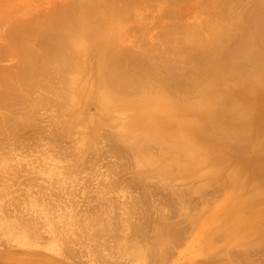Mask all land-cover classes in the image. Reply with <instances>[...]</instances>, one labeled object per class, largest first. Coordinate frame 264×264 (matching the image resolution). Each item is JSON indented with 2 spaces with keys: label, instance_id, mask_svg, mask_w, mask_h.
Returning a JSON list of instances; mask_svg holds the SVG:
<instances>
[{
  "label": "rangeland",
  "instance_id": "obj_1",
  "mask_svg": "<svg viewBox=\"0 0 264 264\" xmlns=\"http://www.w3.org/2000/svg\"><path fill=\"white\" fill-rule=\"evenodd\" d=\"M66 0H0V15L2 16L3 15V12H5L4 13V15L7 17L9 14H10V19L8 18V20L7 19H5L6 17H0L1 19H0V75H3V76H0L1 78L2 77H6L7 75V73H8V78L6 77L5 79H7V80H0L1 82L0 83H2L3 82V84H4V87H6L5 89L4 88H2V89H0V91H9V90H12V88H10L11 86L13 87L14 86V84H16L15 82H17V81H23L24 80V84H26V79H27V81L29 80V75H26V76H28L29 78H26V79H24L25 78V76L24 75H22L21 77H20V74H21V72L19 71V68L17 67L18 66V58H17V48H18V40L20 39V40H22L23 41V39H26V38H28V39H30V41H32L31 43H32V45H33V41L36 39H38L39 41H41L40 39H43L44 38V36L42 37V36H40V34L38 33V32H42L43 30V33L45 32V34L47 35V33H48V29L50 28V26L52 25L51 23L55 20V16H56V12H58L59 10H57L58 9V5L60 6V3L62 4V3H66L67 4V2H68V4L70 3H72V2H74V1H76V0H67L66 2H65ZM70 1H72V2H70ZM145 1H150V2H148V6L146 7L147 9H145L144 7V4L145 5H147L146 4V2ZM143 0V1H141V2H144L143 3V5H142V3L140 4V3H137L138 5H139V7H135V8H132L131 9V11L133 12H130V10H128L126 13H128L127 15H126V13H123L124 15H126L128 18L131 16V19L129 18V20H127L128 18H126L125 16V20H123V14L121 15V17L120 16H118V18H122V20L124 21V23L123 22H121L120 21V19H119V21H120V23L122 24V26H121V24L116 20L115 21V19H116V17H112L111 19H109V17L108 16H106V17H108V18H106L107 20H106V22L108 21L109 22V24H108V22L107 23H105V26H104V30L105 31H107V29H108V31L110 32V39H112V40H110V43L112 42V44H111V46L114 44V41H115V43L117 42V39H119L118 40V42L116 43V44H114V46H112V49L114 48L115 49V47H116V51H117V49H118V51L120 52V50H123L122 52H125V51H128V50H130V51H136L137 53H138V51L139 50H141V48H142V46L143 47H147V50H148V48H155L156 46L153 44V40H154V43L156 42V44H158V45H160V42H161V37L160 36H156V35H159V32H160V30L159 29H161L162 28V30H164L166 27L165 26H163L164 24L165 25H169V26H171L172 24H174V25H172L173 26V28H174V26L175 27H178L179 25V27H181V26H183V24H185V25H187V23L189 22V24L187 25V26H190V24H194V21H193V19L197 22V26L200 28V31L202 30L203 31V33H204V30H203V26H205V23L206 22H208V20L206 19L207 17H210V16H207L208 15V13L212 16L214 13H217L218 11H219V8H221V7H219L221 4V2H222V0H217V2H219L220 1V3H217L218 5H216V3L215 4H213V5H216V6H218L219 8H213L212 10H211V8L213 7V5H212V3H214V2H216V1H214V2H212V0L211 1H209V0H207V2L209 1V2H211V3H209L210 4V7L208 6V5H206V6H208V8L206 7V8H204L205 6H203V5H205L207 2H206V0H185V1H183L182 3H181V0H180V2L178 1L177 2V0H176V2H177V4H175L176 2H173V0H172V2L173 3H171L170 2V0L167 2V3H169V4H166V1L165 0H159V1H161V2H159L158 0H157V2L159 3V5L157 4V2L156 1H152V0ZM151 1H152V3H153V5H151L152 3H151ZM165 3H164V2ZM175 1V0H174ZM188 1H190L189 3H188ZM239 1V0H238ZM245 1H248V2H246V4L242 7V4H241V7L237 4L236 6H239V8L241 9V10H243V8L245 7V6H247V3L248 4H250V3H253V4H250V5H248L247 7H245V8H248L249 9V6H250V8H252L251 6H254V3L257 1V2H262V1H264V0H245ZM60 2V3H59ZM163 2V3H162ZM195 2V3H194ZM203 2V3H202ZM206 2V3H205ZM235 2L236 1H234V2H232L233 3V5H232V3L230 2V4L229 5H232L233 7H236L235 6ZM240 2V1H239ZM242 2L244 3V0H242ZM242 2H240V3H242ZM28 3V4H27ZM52 3H54L55 5H53ZM151 3V4H150ZM162 3V4H161ZM170 3L171 4H175V6L174 5H170ZM185 3V4H184ZM207 3V4H208ZM239 3V4H240ZM57 4V5H56ZM67 4V5H68ZM256 4H258V3H255V5ZM20 5V6H19ZM53 5V6H52ZM63 5V4H62ZM62 5L60 6V8L62 7ZM154 5H155V7H154ZM176 5H178V6H176ZM200 5H201V7H200ZM212 5V6H211ZM55 6H57V7H55ZM63 6H66V5H63ZM152 6V7H151ZM166 6V7H165ZM231 6V7H232ZM16 7H17V9H18V11L16 10ZM48 7V8H47ZM51 7V8H50ZM143 7V8H142ZM148 7H150V9H148ZM215 7V6H214ZM230 6H228V8L230 9V10H232V8H231ZM22 8V9H21ZM55 9V10H57V11H55V10H53V9ZM59 8V9H60ZM164 10H163V9ZM170 8V9H169ZM203 8H204V10H203ZM237 8V7H236ZM255 8V7H254ZM257 8V7H256ZM255 8V9H256ZM55 11V16H53L52 17V15L54 14V12L52 11ZM167 9V12H168V14L167 13H165V10ZM193 9V10H192ZM202 9V10H201ZM210 9V11H208V13L206 12V10H209ZM235 8H233V10H234ZM248 9H246L247 11H249ZM180 10V11H179ZM236 10V9H235ZM237 10H238V8H237ZM241 10H239L238 12H240ZM245 9H244V12L246 11ZM3 11V12H2ZM15 11V12H14ZM50 11H52L53 12V14H51L50 13ZM139 11V12H138ZM146 11V12H145ZM174 13H173V12ZM204 13H203V12ZM213 11H215V12H213ZM252 11V10H251ZM18 12H20V13H18ZM34 12L38 15L39 13H41V14H39L38 16L36 15V14H34ZM44 12V13H43ZM138 12V13H137ZM157 12H159V13H157ZM163 12V13H162ZM172 13L171 15H170V13ZM210 12H212V13H210ZM220 13H221V11H219ZM229 12H231V11H229ZM233 12V11H232ZM232 12H231V14H232ZM243 11H241V13H242ZM250 12V11H249ZM2 13V14H1ZM14 13V14H13ZM15 13H16V15H15ZM26 14L27 13V16H25V17H23V14ZM48 13H50V14H48ZM132 13V14H131ZM144 13V14H143ZM149 13V14H148ZM8 14V15H7ZM11 14H13V15H11ZM22 14V16H20ZM28 14H29V16H28ZM31 14V15H30ZM43 14V15H42ZM45 14V15H44ZM161 14L162 15H165V17L164 16H161ZM174 14V15H173ZM235 14H237L236 13V11H235ZM240 14V13H239ZM246 14V13H245ZM3 15V16H4ZM141 15H145V16H143V18H142V16ZM158 15V16H157ZM160 15V16H159ZM166 15H170L169 17L168 16H166ZM217 15V16H216ZM214 14L209 20H211L212 21V24L214 25V29H215V27H216V21L218 20L217 18H219L218 17V15L219 14ZM233 15V14H232ZM242 15V14H241ZM14 16V17H13ZM19 16V17H18ZM30 16H33V17H30ZM37 16V17H36ZM47 16H48V18H47ZM134 16V17H133ZM155 16H157L156 18H155ZM176 16V17H175ZM206 17L205 19V23H204V21L202 20V21H200V20H198L199 18L200 19H202L203 17ZM216 16V17H215ZM219 16H221V14L219 15ZM40 17V18H39ZM43 17V18H42ZM136 17V18H135ZM146 17V18H145ZM158 17H160V18H158ZM164 17V18H163ZM168 19H167V18ZM175 18V20H174V18ZM214 17H215V19H214ZM11 18H12V20H11ZM29 18H30V20H29ZM38 18V19H37ZM42 18V19H41ZM51 18V19H50ZM114 18V19H113ZM117 18V19H118ZM162 18V19H161ZM212 18H213V20H212ZM5 19V20H4ZM21 20V21H17V20ZM35 19H36V21H35ZM39 19H41V21L43 20L44 21V23H43V21L41 22ZM114 20L113 22H111V20ZM155 20V22H154V20ZM161 19V20H160ZM220 19L222 20V22H223V20L224 19H222V17H220ZM11 20V21H10ZM17 22H16V21ZM28 20V24H27V21ZM37 20H39V22H41L42 23V25L44 24V27L40 24L39 25V23H37L38 21ZM46 20V21H45ZM127 20V21H126ZM153 20V21H152ZM189 20H192V21H189ZM200 21V22H198V21ZM221 20H218V21H220L221 22ZM14 21L16 22L14 25H13V23H14ZM23 21V23H21ZM126 21V22H125ZM131 21V22H130ZM141 21V22H140ZM149 21H151V23L149 22ZM215 21V22H214ZM26 22V23H25ZM31 22V23H30ZM35 24H34V23ZM46 22V23H45ZM47 22H50V26H49V24L47 25ZM117 22L119 23V25L117 24ZM150 24H149V23ZM157 22V23H156ZM187 22V23H186ZM195 22V23H196ZM214 22V23H213ZM220 22H218V23H220ZM19 23V24H18ZM25 23V24H24ZM29 23H30V26L28 27V25H29ZM155 25H154V24ZM171 23V24H170ZM203 23H204V25H203ZM217 23V24H218ZM23 24V25H22ZM34 24V25H33ZM37 24L39 25V26H37ZM107 24V25H106ZM111 24H113V28H115L114 30V32L115 33H113V28H112V25ZM145 24H148V25H145ZM211 24V23H210ZM210 24L208 25V23L206 24V28L204 27V29L206 30L207 29V27L208 28H210V27H212L213 28V25L211 24V26H210ZM18 25H21V26H18ZM25 25H26V27H25ZM33 25V26H32ZM39 28V29H35V28H33V27H36V26ZM116 25V26H115ZM120 26L119 27V30L117 29L118 28V26ZM152 26V29H151V27L149 28L148 26ZM184 25V26H185ZM200 25H201V27H202V29H201V27H200ZM208 25V26H207ZM31 26H32V28H31ZM53 26V25H52ZM110 26V28H107V27H109ZM115 26V27H114ZM139 26V27H138ZM165 27V28H163V27ZM192 26V25H191ZM195 26V25H194ZM196 26V27H197ZM41 27V28H40ZM43 27V28H42ZM46 27V28H45ZM106 27V28H105ZM131 27L133 28H135V30H137V32L134 30V28L133 29H131ZM46 30H45V29ZM54 28V27H53ZM53 28H50V29H53ZM126 28V29H125ZM169 28V27H168ZM172 28V27H171ZM185 28H187V27H185ZM15 29H17V32H16V30ZM25 29H31V33H32V31L33 32H35L36 33V35H35V33L33 34V36H32V34H31V36H29V35H26V30ZM33 29H35V31L33 30ZM40 29H42V31H40ZM129 29L130 30H132V32H131V34H133V35H131V34H129L130 33V31H129ZM144 29V30H143ZM146 29V30H145ZM158 29V30H157ZM184 29V27H182V30ZM8 30V31H7ZM48 30V31H47ZM112 30V31H111ZM121 30L123 31V32H121ZM140 30V31H139ZM174 31H172V32H175L177 29H173ZM14 31V32H13ZM38 31V32H37ZM120 31V32H119ZM139 31V32H138ZM159 31V32H158ZM179 31V30H178ZM181 31V30H180ZM12 34H11V33ZM16 32V33H15ZM47 32V33H46ZM147 32V33H146ZM156 32V33H155ZM158 32V33H157ZM7 33H9V34H7ZM113 33V34H112ZM116 33H118V34H116ZM119 33H121V34H119ZM137 33L139 34V35H137ZM178 33V32H177ZM181 34H183V32H180ZM184 33H185V31H184ZM16 34V35H15ZM19 34V35H18ZM39 34V35H38ZM42 34V33H41ZM129 34V35H128ZM136 34V35H135ZM142 34H143V36L145 37H143L142 36ZM149 34V35H148ZM160 34H161V32H160ZM15 37H13V36ZM25 35V36H24ZM175 35V34H174ZM177 35V34H176ZM17 36V37H16ZM35 36H37L36 38H35ZM119 36H120V38H119ZM135 36V37H134ZM178 37H180L179 36V34L177 35ZM12 37L15 39V42H14V40L12 39ZM21 37V38H20ZM22 37H24V38H22ZM32 37H34V40H33V38ZM42 37V38H41ZM113 37H114V39H113ZM139 39H138V38ZM7 40H6V39ZM10 38V39H9ZM19 38V39H18ZM116 38V39H115ZM132 38V39H131ZM173 38V37H172ZM48 39H50V38H48ZM135 39V40H134ZM141 39V40H140ZM142 39H143V42H141L142 41ZM144 39H145V41L148 39V41H144ZM173 39H176V36H175V38H173ZM231 39V38H230ZM230 39H228V40H230ZM7 41L6 43H8V44H11V45H5V42H3V41ZM11 40H12V42H11ZM17 40V41H16ZM34 41V45L36 44V42H38V40L37 41ZM44 41H45V43H46V40H47V37H46V39H43ZM160 40V42H158ZM227 40V41H228ZM233 40V38L231 39V41ZM43 41V42H44ZM134 41H135V43H134ZM3 42V43H2ZM49 42H51V40H49ZM138 42V43H137ZM139 42L141 43V44H139ZM226 42V41H225ZM225 42H223L224 43V45L226 44L227 46L229 45V44H231L232 42H234V40L230 43V41H229V43H225ZM1 43H2V46H1ZM41 43H42V41H41ZM44 43V44H45ZM135 45H134V44ZM151 43L153 44V46L151 45ZM38 44V43H37ZM36 44V45H37ZM43 44V45H44ZM118 44H119V46H118ZM16 45V46H15ZM35 45V46H36ZM39 45V44H38ZM37 45V47L38 48H40V46H38ZM117 45V46H116ZM136 45H138L137 47H136ZM232 45H233V43H232ZM14 46V47H13ZM34 46V47H35ZM132 46V47H131ZM226 46V47H227ZM9 47V48H8ZM36 47V48H37ZM124 47V48H123ZM229 47H231V45H229ZM6 48V49H5ZM12 48V49H11ZM156 48H159L158 46L156 47ZM3 49H4V51H3ZM8 50H10V51H8ZM158 50H161L160 48L158 49ZM157 50V52H156V49L154 50V49H151V52H152V54L154 53V55H155V52H156V55L158 54L159 55V52L160 51H158ZM142 51V50H141ZM144 51H146V49L145 50H143L142 51V53L141 52H139L140 54H142L143 55V52ZM155 51V52H154ZM149 52H150V50H149ZM151 52L150 53H148V51H147V53L148 54H150L151 55ZM147 53H145L144 52V54L145 55H147ZM162 53V52H161ZM160 53V54H161ZM5 55V57L4 58H6V55L8 56V55H10V57L8 56L6 59H4V60H2L3 58H1L2 56H4ZM15 57V59H14V57L12 56V55ZM149 55V56H150ZM148 56V55H147ZM153 56V55H152ZM160 56V55H159ZM159 56H155L156 58H160ZM12 57H13V59H12ZM145 57V56H144ZM155 57L153 58V57H151L152 59H155ZM177 57V56H176ZM173 58V59H177V58H179V59H184V57H177V58ZM10 58V59H9ZM146 58V57H145ZM145 58H141V59H144V60H146ZM150 58V59H151ZM211 58H213V57H211ZM220 59H221V57H219ZM219 58L217 57V60H219ZM223 58V57H222ZM88 59L89 60H92V58H89L88 57ZM178 59V60H179ZM182 59H181V61H182ZM147 60H149V58L147 59ZM186 60H189L187 57H186ZM186 60H183V62L184 61H186ZM8 61V62H7ZM12 63L11 65H7V64H10V62ZM157 61H158V59H157ZM159 61H160V59H159ZM158 61V62H159ZM151 62V61H150ZM155 62L156 61H154L153 60V62H152V65H154L155 64ZM178 62V61H177ZM183 62L181 63L183 66H188V62L185 64V62H184V64H183ZM189 62H190V60H189ZM195 62V61H194ZM154 63V64H153ZM157 63V62H156ZM191 63L193 64V62L191 61ZM191 63H190V66H192L191 65ZM15 64H17V65H15ZM179 64V63H178ZM196 64V63H195ZM55 63L54 64H51V66L54 68L55 66ZM157 66L156 67H159L158 68V72L156 71V74L157 73H159V75H161L160 77H162V76H165L166 77V74H165V72H163V70L161 69V65H160V62L158 63V64H156ZM159 65V66H158ZM181 65V66H182ZM194 65V64H193ZM11 66H12V68H11ZM50 66V65H49ZM161 66V67H160ZM182 66V67H183ZM186 66V67H187ZM195 66V65H194ZM185 67V68H186ZM201 67H203L202 66V64H201ZM18 70H17V69ZM15 69L17 70L16 72H15ZM47 69V68H46ZM49 70H50V68H48ZM47 69V70H48ZM52 69V68H51ZM157 69V68H156ZM162 70V72L165 74V75H163L162 74V72H160L161 70ZM188 69H190V67H188V68H186V70L187 71H185V69H183L185 72H188L189 70ZM14 70V71H13ZM46 70V71H47ZM54 70V69H53ZM53 70H51V72L53 71ZM160 70V71H159ZM182 70V69H181ZM181 71V72H184V71ZM5 71H7V72H5ZM10 72H11V76L9 75L10 74ZM13 72H15L16 74H12ZM184 72V73H185ZM4 73V74H3ZM20 73V74H19ZM48 73V74H47ZM47 73L45 72V74H47L48 76H49V74H52V73H50V72H48L47 71ZM161 73V74H160ZM43 75V77L45 76L46 77V75ZM6 75V76H5ZM14 75H18L17 77H19L20 78V80H16L15 78H16V76H14ZM35 75V74H34ZM39 75V74H38ZM41 75V74H40ZM39 75V76H40ZM53 75V74H52ZM52 75H50L49 76V78H50V80H53L54 81V83H55V81L58 83V85H60L59 84V82H58V80H60V75H56L57 77H55L54 75H53V77H52ZM159 75H157L158 77H159ZM59 76V77H58ZM233 76H234V74H233ZM233 76H230L229 78H231V79H233ZM10 77V78H9ZM13 77H15V78H13ZM34 77V76H33ZM37 78H38V76H36ZM35 77V78H36ZM43 77H41L40 76V78H42V80H44V83H45V85H43L44 87H46V84H50L51 85V82H53V81H50V80H48L47 81V78L45 79H43ZM0 78V79H1ZM18 78V79H19ZM36 78V79H37ZM54 78H58V79H54ZM164 78V77H163ZM3 79V78H2ZM13 79H15V80H13ZM31 79H32V75H31V78H30V80L28 81L29 83L31 82ZM36 79H32V81L34 80V81H36ZM162 79V78H161ZM38 80V79H37ZM42 80H38L39 81V85L40 86H42V84H44V83H40V82H42ZM227 80V79H226ZM229 80V79H228ZM227 80V81H228ZM6 81L7 82H9V83H6ZM37 81V82H38ZM46 81V82H45ZM232 80H230L229 82H231ZM28 82H27V84H28ZM37 82H36V84H37ZM21 83H23V82H17V84H18V87H19V85L21 84ZM32 83V82H31ZM30 83V84H31ZM57 83L55 84L56 86H55V88L56 87H58V85H57ZM7 84H9V85H6ZM24 84H21V85H24ZM29 84V86H31V87H33L34 89H35V92H31L32 93V95H31V93L29 94V93H27V92H25V91H27L26 89L27 88H24L25 90L23 91V88L22 87H19V88H22V91L17 87V85H15V87H13V88H16V89H14L13 91H10L11 93H10V95L12 94L13 95V93L12 92H14V91H16V90H18L19 92L21 91L23 94H24V96L25 97H29L27 100H26V98H24V96H21V95H17V96H12L11 95V97H10V95L8 94V99H6L5 100V105L2 103H0L1 105H0V107H3V105L4 106H6L8 103L7 102H10L11 100L13 101V103H15V102H17V100H18V102H19V100H21V98L23 97V100H24V103H22L23 102V100H21L22 102H21V104L20 103H15V104H17V105H13V107L14 108H12V107H10L11 108V110L8 108V110L6 109V111H5V108H0L3 112H6L5 114H3V112H1V110H0V116L1 115H4V116H1L2 118H0V119H4L2 122V124L0 125V129H5V130H0V190H2V189H5V188H8L9 187V189H13L14 188V190L16 191V189H17V192L19 191L18 190V188H23L22 190H24L25 191V189L27 188V190L31 187V185H37V183L38 182H40V180H38V177L40 176V175H42L41 176V178L40 179H42L43 180V178L45 179L44 181L45 182H47V183H45V182H43L42 183V180H41V184H40V190H41V188H42V185H43V188H42V190L41 191H43L45 194H49V195H52V196H50V197H52L53 198V200H52V203H54V204H56L55 205V208L56 207H58V210H59V208H63V209H60L59 210V212H57L56 210H54V211H56V212H54V213H56V215H53V216H51V217H53V219H58L59 218V215H58V218H57V214L58 213H60L61 212V210H65V211H67V210H69L68 212L70 213L71 211L73 212V213H75L74 212V210L75 211H78V213L77 214H75V216H74V214H72V216H73V218H78L77 220H79V221H77V222H75V224L77 223H79L78 225H77V227H79V225L81 224V222L80 221H82L83 219L84 220H86V222H84V220L82 221V222H84V223H82V227H84V229H82V227L81 228H77V227H74L73 229H75V230H77V229H79V231H82V232H78L77 231V233H76V231H73V236L72 235H70L71 237L69 238V236H67L66 234H64V232H61L60 231V233L63 235L64 234V236L65 237H67V239L66 238H64V237H62V238H64L65 239V241L62 239V241H64V242H66V241H68L67 243H65L66 245H64L63 244V242H60V243H62L64 246H67V250L65 249L64 251H63V249L65 248V247H63V245L61 244V249H62V251L63 252H65L66 254H64V253H62V251H61V249L59 250V254H63V258L58 254V256H60L61 258H59V257H57L56 255L57 254H52L51 253V255H50V253L47 251V248H49L52 244H53V246L55 247V245H54V238L56 239V237H58V236H55V237H52L51 238V236H50V234L52 235V233H50V234H48L49 232L46 230V234H48L49 236L47 237V235L45 234V232H44V237L42 236V234H43V231H45L44 229H46V228H44L45 226L47 227V228H49V226L47 225V224H49V223H47V222H49V220H53L50 216L48 217V220L47 219H45L46 220V224H45V220H44V218H45V215H44V217H42V219L44 220V223H43V221L40 219L39 221V223H43L44 224V226L42 225V223L41 224H39L38 226H41V227H43V228H41V227H39L38 228V230L37 231H39V229L41 228V229H43V231H39V233L37 234V236H38V238H37V236L35 235H32L36 230H34L33 232L31 231V230H33L32 229V227H33V225L36 227V225L38 224V222H36V219L37 218H35V221H34V223L33 222H31L32 223V225H29V226H31V230H29V228L30 227H28V230L29 231H31V233L27 230V227L25 228V227H23V228H25L26 230V232H28L27 233V235L29 234L31 237H32V240L34 241V239L35 238H37V239H35V242L37 241L38 242V239H41L42 241H40L39 240V242L38 243H43V241H44V245L46 246V247H44L43 245H41V249L40 248H38V246L41 244H38V245H36L32 240H29L28 238H30L29 237V235L27 236V242L29 241L30 243H31V241L33 242V244H35V246H34V248L35 247H37V248H35V249H33L32 248V245H29V246H24V245H22L23 247H18V246H16V243H14V238H13V240L11 239H6V236H4V234L2 235V230L0 229V264H24V263H27V262H25V260H27V258H25L26 256L28 257H30V258H33L35 255H41L42 256V254L43 255H45V257H50V256H52V257H50V258H53V259H55V257L56 258H59V259H61V261L62 260H65V262H66V257H64V256H66L67 255V257H68V261L69 262H67L66 264H134V261H135V264H264V174H261V172H263L264 173V168H262L259 172L257 171L256 172V174H254L250 169V164H252V165H256L255 164V162L257 161V157H256V155H257V152H259V154L260 153H264V131L261 133V131H262V128H258V126H260L257 122H255V121H253V122H250V126L251 127H249V116L250 115H248L247 113L248 112H246V114H247V116L248 117H246V114H244L245 112H242L244 115H245V118H240V114H241V110H242V108L241 107H238L239 105H234V106H231V108H230V106H228V104L230 103V102H228L226 105V107L228 108V110H229V108H230V112L232 113H234V112H236V110L237 111H239V109H241L240 110V113H238L237 112V114H239L238 116H239V118L237 117L236 119H235V117H236V115L237 114H233L231 117H229V119H230V121L229 120H227L226 121V123L224 124H222V122H221V126L222 125H225V127H227V125H228V128L230 127V129L232 128V129H236V127H238L237 125H239V124H242L239 128L241 129V130H243L244 128L245 129H247L248 128V130H250L249 128H251V136H250V134L248 133V131L247 130H245V131H247V132H245L244 130H243V134H242V131L240 130V131H238V133H240L241 132V134L243 135V136H240V135H238L237 133L235 134V131L237 132V130H234V131H232V132H234L232 135H231V137L232 136H234L233 138L235 139L236 137V139L237 140H232V139H230V141L232 142H230L228 139L230 138L228 135L227 136H225V137H229L228 139H225V137H224V139L223 138H221V140L222 141H224L223 143H222V141L220 140L218 143L219 144H217L216 143V145H218L217 146V148L218 149H222V150H226L225 152H223V155H219V157L221 158L222 156H223V158H221L222 159V161L224 160V162L222 163L220 160V162L218 161H216V160H212V159H210L209 157H208V152H207V145L205 146V145H201V146H194V147H196L195 148V151H191V149L189 148L188 150L190 151H184L185 150V148H184V150H182V149H180L181 147H179V149L181 150L180 152H183V156H185V157H187V158H185V157H183L182 158V156L180 155V154H178L177 153V151L178 150H176V156H175V153L172 155V153H173V150H174V148H175V146H174V148L172 149V150H170V152H171V154H169L168 156H167V154L166 153H163L162 151H164V150H168V149H166V148H168V146L166 145V140H164L163 142H165V143H163V144H165V148H163L162 149V151H161V154H163V157L165 156V158L166 157H170V155L171 156H174V157H177L178 155L179 156H181L180 158H177V161H175V162H178V159H181L180 160V162L182 161V163L184 162L183 160L185 159V161L187 160L188 162H187V164L189 163V165H187L186 166V164L185 165H183L182 166V163L181 164H179V166L181 165L182 167H178V165H177V163L174 165V166H176L175 167V169H174V166L171 164L170 165V169L169 168H166V167H168V166H166V167H164V165H163V167H164V169H163V167H162V164H161V162H160V166H161V170L157 167H153V165H155V166H158L159 165V161H168L169 159H173L172 157L171 158H169L168 160H167V158L165 159V158H161L159 161H156L157 159L156 158H160L162 155L160 154V156H159V153H158V151H160V149H161V146L159 145L158 146V143L156 142L158 139H159V137L158 136H160V134L159 135H156V139L154 138L153 140H156V141H154V142H156V144H154V145H152L153 143H151L150 142V144L152 145V146H150V144L149 143H146L147 141H150V140H148V138H146L147 139V141L146 140H144V142L145 143H143V142H140L141 143V145L142 144H145L143 147L142 146H140V147H136V144H138L137 143V141H138V139H140V137L141 136H139V138L137 139V135L135 134V136H137L136 138H135V140H137L136 142H133V144L131 143V147H130V144L129 143H127V139L126 140H124V142H123V140L122 139H125V138H122V134H120V135H117V134H119L120 132H118L117 130V124L116 123H114V122H112V120L110 119L109 121L110 122H112L113 124L111 125V124H109V121H106L107 120V118H101L102 120H104L106 123H108L109 124V126L112 128V126L115 124V126L117 127H115V126H113V132L118 136V140L116 139L117 138V136H113L112 134H111V132H110V129H109V126H108V124H105L104 123V121H102L101 119H96V120H94V123L92 122V124L91 123H88V125L86 124L85 126H87L88 128H90L89 130L87 129V127H84V124H81L80 122H77V124L79 123L81 126H83L84 128H81V127H79L80 125H78V128H75V126L77 125L76 124V121L74 120V122H72L71 124H69L68 123V121L66 122V121H64V122H61L60 123V119H58L57 117H58V115L57 114H52L53 113V111L55 112V110L53 109V108H55L54 106L52 107L51 106V108H50V106L49 105H47L48 103H47V101L49 100V99H47L48 97H47V93H45V92H43L42 91V94L44 95V94H46L45 95V101H44V98L42 99V94L40 93L41 92V90H45L43 87V89L41 88V90L39 91H37L36 90V84L35 85H30ZM53 84V83H52ZM20 85V86H21ZM38 85V86H39ZM49 85V86H50ZM2 86V84L0 85V87ZM8 86H9V88L10 89H7L8 88ZM25 86V85H24ZM53 86V85H52ZM25 87H27V85L25 86ZM30 87V88H31ZM51 87V86H50ZM49 87V88H50ZM30 88H28L29 90H30ZM40 88V87H39ZM54 87H53V89H55ZM4 89V90H3ZM34 89H33V91H34ZM38 89V88H37ZM57 89H59V87L57 88ZM46 90H49L48 89V87H47V89ZM15 92L16 94L18 93L19 94V92ZM31 91H32V89H31ZM56 91H58V90H56ZM36 92H39V93H36ZM47 92V91H46ZM50 92V93H49ZM48 93L51 95V97H53V101L54 100H56V99H54V96L52 95V93L54 92L53 90L51 91V89H50V91H49ZM62 92V91H61ZM6 93H8V92H6ZM14 93V94H15ZM25 93H27L26 95H25ZM36 93V94H35ZM64 93V92H63ZM62 93V94H63ZM22 94V95H23ZM54 94V93H53ZM37 97H36V96ZM57 95V94H56ZM19 96H20V98H19ZM41 96V98H39ZM30 97H31V100H30ZM36 99H35V98ZM47 97V98H46ZM50 97V96H49ZM12 98H14V99H12ZM15 98H16V101H15ZM55 98H56V96H55ZM192 98V97H191ZM34 99H35V101L37 102L36 103V106L37 107H35L36 109H35V113L36 114H33V116L35 115V118H36V120H37V124L35 123L36 122V120H35V118L33 119V125H31L32 124V120H28V119H26L25 121H27V122H25L24 120H21V121H23V122H21L20 121V119H25V118H23V117H25V114H23L22 113V111H24V109H25V111L26 110H30V109H27V108H29L30 106H28V104H26V103H31V102H33L34 101ZM46 99H47V101H46ZM10 100V101H9ZM29 100V101H28ZM40 100H43V101H40ZM34 101V102H35ZM92 101V100H91ZM49 102V101H48ZM50 102H52V101H50ZM49 102V103H50ZM55 102V101H54ZM54 102H52L53 104H54ZM87 102V101H86ZM10 103H12V102H10ZM12 103V104H13ZM40 103H43V104H40ZM47 103V104H46ZM12 104H9L8 106H10V105H12ZM40 104V105H39ZM233 104V103H232ZM19 105H21V106H19ZM22 105H26V106H28V107H22ZM30 105V104H29ZM42 105V106H41ZM46 105H47V107L50 109H48L47 110V108H46ZM50 105H52L51 103H50ZM87 105V106H86ZM86 105L84 106L85 108H83V110H85V111H83V112H85L86 113V110L88 111L86 114H91V115H86V116H94V113L96 114L97 112H98V109H95L94 108V105L92 104V103H89V105H88V103H86ZM21 107L20 109H22V111L20 112L19 110V107ZM42 108H41V107ZM56 106V108H57V105H55ZM90 106V107H89ZM236 106V107H235ZM46 109H45V108ZM232 107H235V109L236 110H233L234 108H232ZM238 107V108H237ZM55 108V109H56ZM14 109V110H13ZM15 109L17 110V111H15ZM40 109V110H39ZM43 109H45V110H43ZM94 109L96 110V112L94 111ZM12 111V112H10V111ZM53 110V111H52ZM89 110L91 111V112H93V113H89ZM24 111V113H27L28 111H26L25 112ZM43 111V112H42ZM45 111V112H44ZM242 111H244V110H242ZM15 112H17V114L15 113ZM37 112H39L38 114L40 115V117L42 116V118L44 119H42V118H40V117H38V114H37ZM49 113V114H46V113ZM50 112H51V114H50ZM2 113V114H1ZM11 113V114H10ZM20 113V114H19ZM41 113H42V115H41ZM45 115H44V114ZM56 113H57V109H56ZM84 113V114H85ZM250 113V112H249ZM9 114V115H8ZM11 115H12V118H11ZM24 115V116H23ZM37 115V116H36ZM53 115H54V117H53ZM99 115V113H97V115H95V117H97ZM244 115H242V117H244ZM13 116H15V117H13ZM23 116V117H22ZM55 118V120H56V118H57V121L59 120V122H57V121H55L54 119H52V123H51V118ZM57 116V117H56ZM233 116H235V117H233ZM5 117V118H4ZM17 117V118H16ZM49 117V118H48ZM11 118V119H10ZM14 118V119H13ZM16 118V119H15ZM46 118V119H45ZM231 118L236 122L235 124H237L238 122L237 121H239L240 123L239 124H237L236 125V127H234L235 126V124H234V121H232L231 120ZM5 119H7V121L9 122V124H8V122L5 120ZM13 119V122H14V124L11 122V120ZM48 119V120H47ZM62 119V118H61ZM109 119V118H108ZM238 119V120H237ZM244 119H248L247 120V122H245L246 124V126L244 125V123H242V121L244 120ZM48 122H47V121ZM242 120V121H241ZM246 120H244V121H246ZM19 122L18 123V125H21V126H18L17 125V123L16 122ZM31 121V122H30ZM39 121V122H38ZM63 121V120H62ZM98 121H100V122H98ZM21 122V123H20ZM58 123V125H57V129H55L54 127H52V126H55L56 125V123ZM223 122H225V121H223ZM0 123H1V121H0ZM26 123V124H25ZM45 123V124H44ZM48 123H51V124H49L48 126V128H50V129H48L46 126H47V124ZM60 123V124H59ZM63 123L64 124H66V123H68V125H63ZM102 123V125H100ZM229 123H231L232 125H229ZM13 126H15V127H13ZM42 125V126H40V125ZM76 124V125H75ZM253 124V125H252ZM8 125V126H7ZM11 125V127H9ZM24 125V126H23ZM38 125V126H37ZM50 125H51V127H50ZM92 125V126H91ZM94 125V126H93ZM234 125V126H233ZM5 126V127H4ZM23 126V127H22ZM37 126V127H36ZM58 126H59V130H58ZM65 128H64V127ZM108 126V127H107ZM158 126V125H157ZM232 126V127H231ZM18 127H19V129H21V130H19L18 129ZM21 127V128H20ZM26 127V128H25ZM47 129H46V128ZM56 127V126H55ZM69 127V128H68ZM73 127H74V129H73ZM91 127H93V128H91ZM97 127V128H96ZM104 127V128H103ZM224 126L222 127L223 129H225L226 130V128H225ZM9 128V129H8ZM24 130H23V129ZM41 128V129H40ZM42 128H44L43 129V131H42ZM64 128V129H63ZM105 128H107V129H105ZM257 128V129H256ZM11 129V130H10ZM17 131H16V130ZM71 129V130H70ZM73 129V130H72ZM79 129H81L82 131H81V133L78 131ZM83 129L85 130V129H87V132L86 131H83ZM98 129H100L99 131H98ZM104 129H105V131H104ZM117 129V130H116ZM238 129V128H237ZM23 130V131H22ZM30 130V131H29ZM37 130H38V132H37ZM48 130V131H47ZM49 130H50V132H49ZM51 130H54V132H56V133H53V131H51ZM62 130H64V131H62ZM93 130V132H91ZM98 132H97V131ZM103 130V131H102ZM114 130H116V131H114ZM222 130V129H221ZM224 130V131H225ZM1 131H3V132H1ZM12 131H14L15 132V134H14V132H13V134H12ZM36 131V132H35ZM45 131H47V132H45ZM72 131H76V132H72ZM88 131H89V133H88ZM157 131H158V129H157ZM6 134H5V133ZM9 132V133H8ZM20 132V133H19ZM23 134H22V133ZM33 132H34V134H33ZM42 132H44V133H42ZM69 132V133H68ZM84 132H86L85 133V137L83 138V133ZM117 132V133H116ZM223 132V131H222ZM225 132H227V134L229 133V132H231L230 130L228 131V130H226ZM225 132H223L224 134H225ZM231 132V133H232ZM250 132V131H249ZM4 133V134H3ZM10 133H11V135H10ZM17 133V134H16ZM18 133H19V135H18ZM29 133V134H28ZM42 133V134H41ZM46 133V134H45ZM60 133V134H59ZM63 133H64V135H63ZM73 133V134H72ZM77 133V134H76ZM82 135V136H80V134ZM99 133V134H98ZM106 133V134H105ZM113 133V134H114ZM249 136V141H248V139L246 140V138H247V136H244V135H246V134ZM252 133H253V135H252ZM50 134V135H49ZM51 134H53V135H51ZM63 135V137H62V135ZM108 134V135H107ZM110 134V135H109ZM151 134L152 133H150V136H151ZM7 135V136H6ZM18 137H16V136ZM22 136L23 138H21V137H19V136ZM25 135H27L28 137H25ZM35 135V136H34ZM38 135H40V136H38ZM44 136V138L42 137V136ZM46 135V136H45ZM67 135V136H66ZM73 135V136H72ZM90 135H91V138H90ZM97 135V136H96ZM100 135V136H99ZM105 135V136H104ZM132 135V137H133V135L134 134H131ZM131 135L129 136V135H125V136H123V137H128V140L130 139V140H133L132 139V137H131ZM236 135V136H235ZM238 135V136H237ZM16 137V139H15V137ZM32 138H31V137ZM36 138V140L34 141V137ZM37 136V137H36ZM65 136V137H64ZM79 136V137H78ZM102 136V137H101ZM112 136H113V138H112ZM119 136H121V138L122 139H120L119 138ZM147 136V135H146ZM146 136H142V139H143V137H144V139H145V137ZM149 136V135H148ZM152 136H155L154 135V133L152 134ZM163 136L165 137L166 135H164L163 134ZM169 136V135H168ZM28 138V139H25V138ZM39 137V138H38ZM55 137V138H54ZM58 137V138H57ZM70 137H71V140H70ZM76 137V138H75ZM88 137V138H87ZM102 138V140H101V138ZM130 137V138H129ZM158 137V138H157ZM170 137L171 138H174V137H172L171 135H170ZM239 137V138H238ZM241 137H242V139H241ZM69 138V139H68ZM79 138V139H78ZM106 138V139H105ZM153 137H151V139H152ZM165 138H167V137H165ZM165 138H163V139H165ZM15 139V140H14ZM18 139H19V141L20 142H18ZM29 140V139H31V141L29 140V141H26L27 142V144H26V142H25V140ZM33 139V140H32ZM43 139V140H42ZM58 139V140H57ZM60 139V140H59ZM77 141H76V140ZM81 139V140H80ZM97 139V140H96ZM99 139V140H98ZM142 139H140L141 141H143ZM161 139V138H160ZM159 139V140H160ZM9 140V141H8ZM38 140V141H37ZM53 140V141H52ZM54 140H55V142H54ZM68 140V141H67ZM121 140H122V142H121ZM129 140V142H132V141H130ZM153 140H151V141H153ZM170 140V142L172 141V139H169L168 138V141ZM174 140V139H173ZM225 140H228L230 143H228L227 141V143L225 142ZM240 140V141H239ZM244 140H246V141H244ZM262 141V144H260L261 142L260 141ZM44 141H47V142H44ZM74 141V142H73ZM84 141V142H83ZM102 141H104L105 142V144L102 142ZM109 141V142H108ZM126 141V142H125ZM175 141V140H174ZM183 141H184V143H186L187 141H185L184 139H183ZM237 141V142H236ZM239 141V142H238ZM241 141H243L244 143H245V145H244V143L242 142V144H240L241 143ZM258 141V142H257ZM10 142V143H9ZM25 142V143H24ZM31 143V144H29V143ZM71 142V143H70ZM78 142V144L80 143V145H77V146H75L76 145V143ZM83 142V143H82ZM97 142V143H96ZM114 142V143H113ZM116 142V143H115ZM118 142V143H117ZM161 140H160V144H161ZM169 142V143H170ZM176 142V141H175ZM175 142H173V144L175 143ZM182 142V141H181ZM237 144H236V143ZM15 143H16V146H14L15 145ZM19 145H18V144ZM20 143H21V145H20ZM34 143V144H33ZM46 143H48V145L46 144ZM65 143V144H64ZM140 143H139V145H140ZM184 143H183V146L182 147H185L184 146ZM187 143H191L190 141L189 142H187ZM187 143H186V145H187ZM225 143V144H224ZM234 143V144H233ZM239 143V144H238ZM247 143V144H246ZM31 146L32 144V146L34 147V149H33V147L31 146H29V145ZM42 144V145H41ZM45 144V145H44ZM50 144V145H49ZM135 144V146H133ZM163 144H162V146H163ZM177 144H179L180 145V142L179 143H177ZM223 144V145H222ZM227 144V145H226ZM232 144H233V146H232ZM257 144V145H256ZM9 145H12V146H9ZM18 145V146H17ZM27 145V146H26ZM35 145V146H34ZM74 145V146H73ZM98 145H99V147H98ZM112 145V146H111ZM114 145V146H113ZM129 145V146H128ZM178 145V146H179ZM231 145V146H230ZM235 145H237V146H235ZM247 145V146H246ZM263 145V146H262ZM5 146V147H4ZM7 146V147H6ZM9 146V147H8ZM46 146V147H45ZM71 146V147H70ZM116 146V147H115ZM127 147L126 149H125V147ZM171 146V145H170ZM170 146H169V148H170ZM220 146V147H219ZM259 146V148H257ZM4 147V148H3ZM11 147H12V149L14 150V151H12L11 150ZM17 147V148H16ZM26 147V148H25ZM48 147V148H47ZM60 147V148H59ZM66 147H68V148H66ZM73 147H75L74 149H72ZM78 147V148H77ZM79 147H81V148H79ZM106 147V148H105ZM109 147V148H108ZM132 147H134V148H132ZM145 147V148H144ZM146 147H148V148H146ZM209 147V146H208ZM222 147H224V149L222 148ZM225 147L228 149H225ZM231 147V148H230ZM238 147H239V149H238ZM243 147V148H242ZM6 148H10L9 150L7 149V151H6ZM38 148V149H37ZM43 148H44V150H43ZM64 148V149H63ZM92 148H93V150H92ZM122 148V149H121ZM129 148H132V150H133V152H131L132 150H129ZM141 148L143 149V150H141ZM176 148H178L177 146H176ZM242 148V149H241ZM5 149V150H4ZM56 149H58V150H56ZM69 149H71V150H69ZM77 149H79L78 151V153H76L77 152ZM98 149V150H97ZM136 149V150H135ZM144 149L146 150V149H148V150H151V151H149L150 153H152V152H154L152 155H153V157L155 156V158H154V161H152V159H153V157H152V155H150V153H148L149 154V156H151L152 157V159H151V157H149V156H147V157H149V162H148V167L145 165H143V162H144V164H145V162L147 163V161L145 160V158H139V156L142 154V152L141 153H139V150H141V151H143V154H144V156L145 155H148V154H145V152H144ZM196 149H197V151H196ZM15 150H16V152H15ZM25 150V151H24ZM36 150V151H35ZM43 152H42V151ZM61 152H60V151ZM74 150L76 151V152H74ZM124 150V151H123ZM147 150V151H148ZM204 150V151H203ZM262 150H263V152H262ZM2 151V152H1ZM10 153H9V152ZM19 151V152H18ZM30 152V153H28V152ZM34 151V152H33ZM70 151V152H69ZM88 151V152H87ZM92 151V152H91ZM109 151V152H108ZM118 153H117V152ZM228 151V152H227ZM261 151V152H260ZM13 152V153H12ZM14 152H15V154H14ZM39 152V154H44V156H45V159L48 161V159H49V161L47 162V161H44L45 159H44V156H43V154L42 155H38L37 153ZM102 152V153H101ZM110 152H111V154H110ZM137 152V153H136ZM165 152V151H164ZM185 152V153H184ZM187 152H189V153H187ZM2 153H3V155H2ZM9 153V155H7V154ZM11 153H12V155H11ZM32 153V154H31ZM59 153V154H58ZM64 153V154H63ZM76 153V154H75ZM89 153H91V154H89ZM113 153V154H112ZM192 153V154H191ZM6 154V155H5ZM46 154V155H45ZM48 154V155H47ZM122 154V155H121ZM155 154V155H154ZM200 154V155H199ZM203 154V155H202ZM205 154V155H204ZM35 155H38V156H35ZM64 155H65V157H64ZM76 155V156H75ZM98 155H99V157H98ZM104 155H106L108 158H106V156L104 157ZM139 155V156H138ZM192 155H195V156H192ZM225 155H227L226 157H225ZM11 156H13V157H11ZM26 156V157H25ZM41 156H42V158H41ZM47 156V157H46ZM71 156V157H70ZM73 156V157H72ZM110 156V157H109ZM138 156V157H137ZM142 156V155H141ZM140 156V157H141ZM144 156H142V157H144ZM157 156V157H156ZM178 156V157H179ZM200 156H201V158H200ZM10 157V158H9ZM15 157V158H14ZM34 157H36L35 159L37 160L36 161V163H35V161H33L32 162V160H34ZM37 157H39V159L37 158ZM51 159H50V158ZM65 158V159H63V158ZM67 157V158H66ZM69 157V158H68ZM78 157V158H77ZM84 157H86V159L84 158ZM100 157L102 158V159H100ZM111 157H112V159H111ZM115 157V158H114ZM195 158V159H193V158ZM205 159H204V158ZM8 158L11 160H8ZM12 158V159H11ZM22 158V159H21ZM33 158V159H32ZM41 158V159H40ZM105 158V159H104ZM121 158H122V160H121ZM126 158V159H125ZM190 158V159H189ZM199 158V159H198ZM2 159V160H1ZM13 159H15V160H13ZM32 159V160H31ZM64 161H63V160ZM73 159V160H72ZM75 159V160H74ZM83 159V161H81ZM100 159V160H99ZM144 159V160H143ZM151 159V160H150ZM175 159V158H174ZM173 159V160H174ZM183 159V160H182ZM201 159V160H200ZM9 162H8V161ZM18 160L20 161V162H18ZM29 161L28 163L27 162H25V161ZM70 160H72V161H70ZM85 160V161H84ZM96 160V161H95ZM126 160V161H125ZM131 160V161H130ZM142 160V161H141ZM196 160V164L195 165H197V166H195L194 165V162L193 161H195ZM198 160V161H197ZM200 160V161H199ZM4 161V162H3ZM9 163H7V162ZM16 161V163H14V162ZM56 161H57V164H56ZM62 161H63V164H62ZM66 161H67V163H66ZM109 161V162H108ZM111 161H113L112 163H111ZM118 161V162H117ZM129 161V162H128ZM150 161L153 163V162H155V164L153 163H150ZM166 161H165V163H166ZM24 162V163H23ZM31 162H32V164H31ZM43 162V163H42ZM44 162H46V163H49V164H51V163H53V165L51 164L50 165V167H49V164H47L46 165V163H44ZM51 162V163H50ZM71 162H73V163H71ZM75 162V163H74ZM85 162V163H84ZM169 162V161H168ZM171 162H172V160H171ZM174 162V161H173ZM172 162V163H173ZM4 163V164H3ZM7 163V164H6ZM17 163H19V165H18V168L21 166V169L19 170L17 167H15V166H17L16 164ZM22 163V164H21ZM31 164V168H30V164ZM92 163V164H91ZM102 163V164H101ZM117 165H116V164ZM150 163V164H149ZM164 163V162H163ZM164 163V164H165ZM179 163V162H178ZM186 163V162H185ZM222 163V164H221ZM9 165L10 167H2L3 165ZM13 164H15V165H13ZM24 164H25V166H24ZM27 164H29V165H27ZM36 164V165H35ZM38 164H40V166L38 167ZM42 164H44V165H42ZM58 164H60V166H58ZM86 164H87V166H86ZM97 164V165H96ZM132 164V165H131ZM139 164V165H138ZM158 164V165H157ZM217 164V165H216ZM11 165L12 166H14V168L13 167H11ZM56 165V166H55ZM62 165L63 166H65V168L67 169H64V168H62ZM88 165H90V166H88ZM94 165V166H93ZM109 165V166H108ZM126 165V166H125ZM131 165V166H130ZM167 165H169L168 163H167ZM191 165H193V166H191ZM33 166H35L36 167V170H35V167H33ZM44 166V167H43ZM47 166V168L46 169H49V172L48 171H46V170H44L45 169V167ZM54 166V167H53ZM67 166V167H66ZM74 166V167H73ZM80 166V167H79ZM103 166V167H102ZM121 166V167H120ZM129 166V167H128ZM184 166H186V167H184ZM191 166V167H190ZM29 167V168H28ZM34 169H33V168ZM43 167V168H42ZM69 167V168H68ZM87 167H88V169H87ZM106 167V168H105ZM184 167V168H183ZM189 167V168H188ZM256 167V166H255ZM12 168V169H11ZM26 170H24V169ZM27 168L28 169H30V172H32V170H35V171H33L32 173H30L29 172V170H27ZM41 168H42V170H41ZM64 170V171H62V169ZM78 168V169H77ZM80 168V169H79ZM98 168V169H97ZM103 168V169H102ZM117 168V169H116ZM146 168H148V169H146ZM154 168V169H153ZM166 168V169H165ZM173 169V171H172V169ZM178 168V169H177ZM179 168H181V171L179 170ZM13 169H17V171L18 172H20L21 174L19 175V173L16 171V170H14L13 171ZM38 169H40V171H38ZM52 169V170H51ZM69 169V170H68ZM73 169V171H71ZM115 169V170H114ZM140 169V170H139ZM146 169V170H145ZM152 169H153V171H152ZM7 170H9L8 172H10V170H11V173L10 174H13L14 176L12 177V175L11 176H9L10 174H8V172H7ZM23 170V171H22ZM51 170V171H50ZM75 170H77V171H75ZM84 170H85V173L84 174H82V176H81V173H83L84 172ZM93 170V171H92ZM112 170V171H111ZM157 170V171H156ZM162 170H166V171H162ZM176 170V171H175ZM177 170H179V171H177ZM257 170V169H256ZM29 173H28V172ZM36 171H38V172H36ZM56 173H55V172ZM61 171H62V173H61ZM65 171H66V174H67V177H66V174H65ZM78 171H80V172H78ZM88 171V172H87ZM5 172V173H4ZM34 172L35 173H38L39 174V176H37L36 174H34ZM55 173L54 175H56V176H54L53 175V173ZM75 174H74V173ZM77 172V173H76ZM93 172V173H92ZM114 172H115V174H114ZM176 172V173H175ZM3 173H4V175H3ZM16 173H18V175L19 176H22V177H18V175L16 174ZM25 173V174H24ZM26 173H28V175L27 176H29L30 177V175L31 174H34L32 177L33 178H35V179H33V178H28L27 176V178L25 177V175H26ZM43 173H45V174H43ZM51 174V175H49V174ZM62 174L63 176V178L62 179H64L65 181L67 180V182L66 183H64L65 181H63V183H64V185H62L63 183H61L62 181H61V178L60 179H56V178H58V177H60L59 175L60 174ZM65 175H64V174ZM96 173V174H95ZM101 173H102V175H101ZM105 173V174H104ZM107 173V174H106ZM48 174V175H47ZM58 174V175H57ZM74 174V175H73ZM85 174H87L86 176H84ZM151 174V175H150ZM153 174V175H152ZM157 174H160V175H162L163 177H165V178H167V177H170V178H168V180H167V182H166V180L164 179H161L162 181H160V180H158V179H160L158 176H157ZM7 175V177H5ZM46 175V176H45ZM77 175V176H76ZM98 175V176H97ZM114 175V176H113ZM159 175V176H160ZM187 175V179H186V176ZM4 176V177H3ZM16 176V177H15ZM35 176V177H34ZM43 176H45V177H43ZM69 176H70V178H72V180H71V182H69V180H70V178H69ZM92 176V177H91ZM105 176H107V177H105ZM109 176V177H108ZM152 176V177H151ZM161 176V178H163ZM177 176H178V178H177ZM183 176V177H182ZM3 177V178H2ZM25 177V178H24ZM43 177V178H42ZM47 177H48V179H47ZM88 177V178H87ZM90 177V178H89ZM103 177V178H102ZM148 177V178H147ZM173 177V178H172ZM175 177V178H174ZM185 177V178H184ZM8 179L9 180V178H11L8 182L7 181H4V180H2V179ZM15 178V179H14ZM17 178H19V179H17ZM52 178V179H51ZM55 178V179H54ZM84 178V179H83ZM87 178V179H86ZM92 178V179H91ZM98 178V179H97ZM100 178V179H99ZM107 178V179H106ZM183 178V179H182ZM5 179V180H6ZM13 179V180H12ZM18 180V182H16L17 180ZM25 179V180H24ZM29 179H33L32 180V182H31V180H29ZM50 179V180H49ZM54 179V180H53ZM79 179H82V180H79ZM89 179V180H88ZM95 179V180H94ZM179 179V180H178ZM26 180H29L30 182H31V185H30V183L28 182V181H26ZM36 180H38V181H36ZM49 180V181H48ZM51 180H53V181H51ZM75 182H74V181ZM76 180H78V182H80V184L76 181ZM155 180V181H154ZM184 180H185V182H184ZM21 181L24 183H21ZM35 181H36V184H34L35 183ZM61 181V182H60ZM74 183H73V182ZM83 183H82V182ZM157 181H160V182H157ZM179 181V182H178ZM183 181V182H182ZM6 182V183H5ZM13 182V183H12ZM51 182H55V184L54 183H51ZM59 182V183H58ZM68 182L70 183V185L68 184ZM163 182V183H162ZM170 182H172V184L170 183ZM176 182V183H175ZM27 183V184H26ZM29 183V184H28ZM58 183V184H57ZM71 183H73L72 185L73 186H71ZM98 183V184H97ZM100 183V184H99ZM109 183V184H108ZM128 183V184H127ZM189 183V184H188ZM210 183H213V184H210ZM217 183V184H216ZM8 186H7V185ZM10 184V185H9ZM48 185V187H46V185ZM50 184V185H49ZM61 184V185H60ZM67 184V185H66ZM77 184V186L75 187V185ZM84 184V185H83ZM89 184V185H88ZM94 186H93V185ZM126 184V185H125ZM162 184V185H161ZM171 184V185H170ZM187 184V185H186ZM26 185H28V186H26ZM30 185V186H29ZM39 185V184H38ZM44 185H45V187H44ZM51 185H52V187H51ZM57 187H56V186ZM60 185V186H59ZM69 185V186H68ZM79 185H80V187H82L81 189H80V187H79ZM99 185V186H98ZM117 185V186H116ZM119 185V186H118ZM183 185H186V186H183ZM200 185V186H199ZM212 185V186H211ZM3 186H4V188H3ZM51 188H50V187ZM59 186V187H58ZM83 186H85V188L83 187ZM89 186V187H88ZM113 186V187H112ZM128 186V187H127ZM170 186V187H169ZM192 186H194L193 188H192ZM34 187H37V188H39L38 186H34ZM56 187V188H55ZM69 187V188H68ZM75 187V188H74ZM88 187V188H87ZM182 187V188H181ZM185 187H187V188H185ZM213 187V188H212ZM16 188V189H15ZM50 188V189H49ZM58 188V189H57ZM71 188V189H70ZM100 188V189H99ZM103 188V189H102ZM107 188V189H106ZM185 188V190H183ZM189 188V189H188ZM12 189L11 190H9V191H12ZM30 189H34V188H30ZM62 190V192H61V190ZM67 189L69 190L68 192H67ZM78 189V190H77ZM95 190V193H93L94 192V190ZM112 189V190H111ZM216 189H217V191H216ZM60 192H59V191ZM93 190V191H92ZM107 190V191H106ZM203 190V191H202ZM53 192L52 194H50L49 192ZM177 191H178V193H177ZM180 191H181V193H180ZM185 191V192H184ZM20 193L22 192V191H19ZM27 192V191H26ZM46 192H48V193H46ZM59 192V193H58ZM66 194H65V193ZM80 192V193H79ZM184 192V193H183ZM190 192V193H189ZM200 192V193H199ZM203 192V193H202ZM13 193H16V192H13ZM12 193V194H13ZM28 193V192H27ZM26 193V194H27ZM44 193L42 194V195H44ZM61 193V194H60ZM71 193H73V194H71ZM77 193V194H76ZM101 193V194H100ZM104 193V194H103ZM124 193V194H123ZM195 193V194H194ZM197 193V194H196ZM10 194H11V192H10ZM22 194L23 195H21V196H25L24 198L25 199H27L28 198V196L27 195H24L25 193L24 192H22ZM57 194V195H56ZM59 194V195H58ZM80 194V195H79ZM95 194V195H94ZM178 194V195H177ZM181 194H182V196H181ZM185 194V195H184ZM14 195V194H13ZM46 195V196H47ZM48 195V196H49ZM54 195V196H53ZM61 195V196H60ZM64 197H63V196ZM76 195H77V199H76ZM79 195V196H78ZM133 195V196H132ZM179 195H180V197H179ZM45 196V195H44ZM45 196V197H46ZM56 196V197H55ZM58 196H60V197H62L64 200H65V203H63V205H60V203L62 204V202H64V200H62V198H60V197H58ZM72 196V197H71ZM74 196H75V198H74ZM97 196H98V198H97ZM103 198H102V197ZM106 196V197H105ZM129 198H128V197ZM131 196V197H130ZM30 197V196H29ZM119 197V198H118ZM127 197V198H126ZM135 197V198H134ZM55 198V199H54ZM72 198H74V199H72ZM94 198H95V200H94ZM99 198H100V200H99ZM107 200H106V199ZM121 198V199H120ZM124 200H123V199ZM133 198V199H132ZM138 198V199H137ZM47 199H48V197H47ZM50 199V198H49ZM60 201H59V200ZM97 199V200H96ZM128 199V200H127ZM135 199V200H134ZM68 200V202H66ZM72 200H76L75 202L74 201H72ZM99 200V201H98ZM131 200H132V202H131ZM137 200V201H136ZM28 201V200H27ZM51 201V200H50ZM54 201V202H53ZM62 201V202H61ZM95 201H96V203H97V205H96V203H95ZM108 201H109V203H108ZM111 201V202H110ZM139 201V202H138ZM56 202V203H55ZM73 202V203H72ZM100 202V203H99ZM103 202V203H102ZM136 202V203H135ZM179 202H181V203H179ZM9 203V202H8ZM80 203V204H79ZM112 205H111V204ZM131 203V204H130ZM133 203H135V204H133ZM177 203V204H176ZM187 203V204H186ZM57 204H59L58 206H57ZM70 204V206H68ZM73 204V205H72ZM101 204V205H100ZM108 204V205H107ZM126 204V205H125ZM127 204H129V206L127 205ZM184 204H185V206H184ZM8 205V204H7ZM53 205V204H52ZM66 205V206H65ZM77 205V206H76ZM80 205H82V206H80ZM103 205V206H102ZM105 205L106 206H108V207H105ZM111 205V206H110ZM114 205V206H113ZM131 205V206H130ZM54 206V205H53ZM63 206V207H62ZM76 206V207H75ZM96 206V207H95ZM135 206V207H134ZM181 206H183V207H181ZM8 207H11L10 206V203H9V205H8ZM65 207V208H64ZM82 207V208H81ZM99 207V208H98ZM113 207V208H112ZM124 207V208H123ZM131 207V208H130ZM180 207V208H179ZM78 208V209H77ZM79 208H80V210H79ZM95 208V210H90V209H94ZM101 208V209H100ZM135 208V209H134ZM12 209V208H11ZM73 209V210H72ZM85 209V210H84ZM86 209H88V210H86ZM110 209V210H109ZM182 209V210H181ZM187 209V210H186ZM6 210H9V208L7 209V207H6ZM13 210V209H12ZM11 210V211H12ZM104 210V211H103ZM10 210L9 211H4L3 213L4 214H6L5 212H8L7 213V215H12L11 213H13V211L11 212ZM62 211V212H63ZM113 211V212H112ZM123 211V212H122ZM185 211V212H184ZM9 212H11V213H9ZM67 212V213H68ZM71 212V213H72ZM80 212V213H79ZM93 212V213H92ZM101 212H103V213H101ZM199 212V213H198ZM40 213V212H39ZM66 213V215H68ZM88 213V215L86 216V214ZM0 214H2L1 212H0ZM36 214H38V213H36ZM41 214V213H40ZM40 214H38L39 216H40ZM106 214V215H105ZM118 214V215H117ZM126 214V215H125ZM37 215V216H38ZM64 215V214H63ZM70 215V214H69ZM69 215H68V218L67 219H71V218H69ZM77 215V216H76ZM99 216V218H98V216ZM102 215V216H101ZM41 216H43V215H41ZM41 216H40V218H41ZM80 216V217H79ZM83 216V217H82ZM89 216V217H88ZM94 216V217H93ZM96 216V217H95ZM111 216V217H110ZM56 217V218H55ZM63 217V216H62ZM92 217V218H91ZM107 217V218H106ZM47 218V217H46ZM97 218V219H96ZM63 219H65V217L63 218ZM67 219H66V221L64 220V222L63 223H68V221H67ZM89 219H91L90 221H89ZM107 219V220H106ZM122 219V220H121ZM126 219V220H125ZM60 221H62L61 219H59ZM74 220V219H73ZM72 220V221H73ZM95 220V221H94ZM104 220V221H103ZM106 220V221H105ZM115 220V221H114ZM38 221V220H37ZM75 221V220H74ZM110 222V224H109V222ZM53 222H55L54 220H53ZM96 222H97V224H96ZM37 223V224H36ZM56 223V222H55ZM58 223V222H57ZM63 223H61V224H59V225H61V226H64L63 225ZM73 223V222H72ZM105 223H107V224H105ZM137 223V224H136ZM74 224V223H73ZM74 224V226H76ZM104 224V225H103ZM139 224V225H138ZM165 224V225H164ZM51 225V224H50ZM107 225H109L111 228L114 226V228H113V230H114V234H113V232H112V229L109 227V226H107ZM117 225V226H116ZM173 225V226H172ZM37 226V227H38ZM68 227V225H65L64 227ZM70 226H72V225H70ZM104 226V227H103ZM142 228H141V227ZM165 226V227H164ZM36 227V228H37ZM73 227V226H72ZM100 228L99 230H98V228ZM117 227V228H116ZM22 228V227H21ZM19 229L18 227L16 228L17 230H19V231H21L22 229ZM69 228V227H68ZM77 228V229H76ZM103 228V230H104V233L102 234V229ZM104 228H106V229H104ZM119 228V229H118ZM161 228H163V229H161ZM35 229V228H34ZM40 229V230H41ZM50 229V231H51V229H53V228H49ZM72 229V230H73ZM81 229V230H80ZM88 229H97L98 231H96V233H97V235L95 236V234L94 235H91V233H89V232H91V231H88ZM109 229H111L110 231H109ZM168 229V230H167ZM118 230V231H117ZM119 230H122V232L120 231L119 232ZM127 230V231H126ZM136 230V231H135ZM158 230H159V233H158ZM14 231V230H13ZM36 231V232H37ZM83 231H85V232H87V233H85V232H83ZM108 231V232H107ZM117 231V232H116ZM172 231V232H171ZM182 233H181V232ZM59 232V231H58ZM100 232V233H99ZM115 232H116V234H115ZM119 232V234H117ZM177 232V233H176ZM41 233V234H40ZM59 233V235H61ZM74 233H75V235H74ZM121 233V234H120ZM123 233V234H122ZM165 233V234H164ZM176 233V234H175ZM35 234V233H34ZM39 234L42 236H39ZM56 234H57V232H56ZM99 234V235H98ZM101 234L103 235V237L101 236ZM110 234H112V235H110ZM143 234V235H142ZM174 236H173V235ZM179 234V235H178ZM109 235V236H108ZM113 235L115 236V237H113ZM154 235V236H153ZM170 235V236H169ZM2 236H4L3 238H2ZM33 236H34V239H33ZM53 236V235H52ZM108 236V237H107ZM133 236V237H132ZM159 236H161V237H159ZM257 236V237H256ZM11 237V236H10ZM51 239H50V238ZM61 237V236H60ZM151 237V238H150ZM4 238H5V240H4ZM8 238H9V236H8ZM43 238V239H42ZM45 238V239H44ZM47 238H49V240H46ZM95 238V239H94ZM116 238V239H115ZM118 238V239H117ZM124 238V239H123ZM126 238V239H125ZM261 238V239H260ZM123 240V241H122ZM134 240V241H133ZM155 240V241H154ZM12 241H13V243L15 244V245H13V243H12ZM47 241H48V243L50 242H52V244L51 245H49L48 247H47ZM55 241H57V243H59L58 242V239H56ZM59 241H60V238H59ZM157 241V242H156ZM177 241V242H176ZM251 241V242H250ZM23 242H26V240L25 241H23ZM21 243V244H24V243ZM27 242L25 243V244H27ZM155 242V243H154ZM249 242V243H248ZM30 243H28V244H30ZM95 243V244H94ZM117 243V244H116ZM126 243H127V245H126ZM162 243H163V245H165V246H163L162 245ZM18 244H20V242L18 243L17 242V245ZM20 244V245H21ZM56 244V243H55ZM95 246H94V245ZM122 244H124V245H122ZM156 244V245H155ZM242 244V246H240ZM57 245V244H56ZM118 245V246H117ZM121 245V246H120ZM126 245V246H125ZM259 245H261V246H259ZM43 246V247H42ZM53 246H51V248L50 249H52V247ZM120 246V247H119ZM26 247V248H25ZM28 247H30V248H32V249H30L29 250V248ZM127 247V248H126ZM165 247V248H164ZM25 248V249H24ZM28 248V249H27ZM44 248H45V250L46 251H43L44 250ZM129 248H131L132 250H130ZM134 248V249H133ZM148 248V249H147ZM142 249V250H141ZM166 249V250H165ZM228 249V250H227ZM128 250V251H127ZM140 250V251H139ZM146 250H147V252H146ZM154 250V251H153ZM169 250V251H168ZM230 250V251H229ZM239 250H241V251H239ZM134 252V253H132V252ZM146 252V253H144V252ZM233 251V252H232ZM237 251V252H236ZM1 252H2V254H1ZM61 252V253H60ZM154 252V253H153ZM155 252L157 253V254H155ZM161 252V253H160ZM163 252V253H162ZM168 252H169V254H168ZM33 253V254H32ZM132 253V254H131ZM138 253V256L136 255ZM143 256H141L140 254ZM143 253V254H142ZM234 253H238L237 255L236 254H234ZM241 255H240V254ZM4 254V255H3ZM129 254V255H128ZM154 254H155V257H153L154 256ZM188 254V255H187ZM243 254V255H242ZM7 255V257H5ZM47 255V256H46ZM55 255V256H54ZM137 257H135V256ZM149 255H150V258H148L149 257ZM153 255V256H152ZM158 255V256H157ZM147 256V257H146ZM152 256V257H151ZM28 257V258H29ZM133 257H135V258H133ZM139 257H141V258H148V259H146L145 258V260L146 261H143V259L142 260H140V258ZM160 257H161V259H160ZM229 257H230V259H229ZM236 257V258H235ZM66 258V259H65ZM138 258H139V260H138ZM158 258V259H157ZM168 258V259H167ZM135 259V260H134ZM153 259V260H152ZM103 260V261H102ZM138 260V261H137ZM150 260V261H149ZM156 260H158V262L156 261ZM161 260H163L162 262H160ZM24 261V262H23ZM141 261H143V262H141ZM154 261V262H153ZM21 262H23V263H21ZM65 262H63V264L65 263ZM148 262V263H147ZM156 262V263H155ZM41 264H43V263H41Z\"/></svg>",
  "mask_w": 264,
  "mask_h": 264
},
{
  "label": "bare ground",
  "instance_id": "obj_2",
  "mask_svg": "<svg viewBox=\"0 0 264 264\" xmlns=\"http://www.w3.org/2000/svg\"><path fill=\"white\" fill-rule=\"evenodd\" d=\"M67 1V0H66ZM65 1V2H66ZM69 1V0H68ZM141 1H143V0H76V1H74V2H72V1H70V2H72L71 4L69 3L68 4V2H67V4L65 3H62L63 5H66V6H63L60 2V6L62 5V7L60 8V6L58 5V9L57 10H59L58 12H56V16H55V11H57V10H55V9H53V10H55V11H53L52 9V11L54 12V14H53V12L52 11H50V13L51 14H53L52 15V17L53 16H55V20L51 23L52 25L50 26V22H47V25L49 24V26H50V28H53V29H48L47 31H48V33H47V35L45 34V32L43 33V31H42V29H40V31H42L41 33L40 32H38L39 34H40V36H44V38L43 39H46V37H47V40H46V43H45V41L43 40V39H40L41 41H42V43H41V41H39L38 39V42H36V44L38 45V46H40V48H38L37 47V45L35 46L34 45V41L36 40H34V37H32L33 38V45H32V41H30V39H28V38H26V39H23V41L22 40H20L19 38V40L17 41L18 43V50H17V58H18V68H19V71L21 72V74H20V77L22 76V75H24L25 76V78L24 79H26V78H31V75H32V79L34 78V79H36L37 77L36 76H38V80L40 79V80H42V78H40V76L41 77H43V75L45 74V72L47 73V71L48 72H50V73H52L55 77H57L56 75H60V80H58V82H59V84L60 85H58V83L55 81V83H54V81L53 80H50V78H49V76L50 75H52V74H49V76L47 75V74H45L46 75V77L44 76L43 77V79L45 78H47V81L48 80H50V81H53V82H51V85L50 84H46V87H44L43 85H45V83H44V80H42V82H40V83H44V84H42V86H40L38 83H39V81L36 79V81H32V79H31V84L28 82L29 80H30V78H29V80L27 81V79L25 80L26 81V84H24L25 82H24V80L23 81H21L20 80V78L19 77H17L16 75H14V76H16V78L15 77H13V78H15L16 80H20V81H17L18 83L19 82H23V83H21V84H24L25 86L27 85V87H25L24 85H19V87H22L23 88V91L25 90L24 88H27L26 90L27 91H25V92H27V93H31V92H35V89L33 88V87H31V86H29V84L30 85H35L36 84V82H37V84H36V90L38 91L39 89L41 90V88L43 87L44 89L46 88L47 89V87H48V89L49 90H41V94H42V91L43 92H45V93H47L48 95H47V99H49L48 101L50 102V101H52V102H54V104L52 103V102H50L52 105H50V103L47 101V99H46V101H47V105H49L50 106V108H51V106L53 107H55L56 108V106L55 105H57V113H56V109L55 108H53L54 110H55V112L53 111V113L52 114H57L58 115V119H60L61 121H60V123L61 122H64V121H68V123L69 124H71L72 122H74V120L76 121V124H77V122H80L81 124H84V127H87V126H85L86 124L88 125V123H91L92 124V122L94 123V120H96V119H101V118H107V120L106 121H109L110 119L112 120V122H114V123H116L117 125V127L115 126V124L113 125V126H115L117 129V131L118 132H120L119 134H117V135H120V134H122V138H125V139H122L121 138V136H119V138L120 139H122L123 140V142H124V140H126L127 141V143H129L130 144V147H131V143L133 144V142H136L137 140H135V138L139 135V136H141L140 137V139H142V136H146L145 137V139H144V137H143V141H141L140 139H138L139 138V136L137 137V139H138V141H137V143L138 144H136V147H140V146H144L145 144H142L141 145V143L140 142H143V143H145L144 142V140H146L147 141V139L146 138H148V140H150V141H147L146 143H149L150 144V142L151 143H153L152 145H154V144H156V142L158 143V146L160 145L161 146V149H160V151H158V153H159V156H160V154H161V151H162V149L163 148H165V144H163V143H165V142H163L164 140H166V145L168 146V148H166V149H168V150H164V151H162L163 153H166L167 154V156L169 155V154H171V152H170V150H172L173 148H174V146L176 145L178 148H176V146H175V148H174V150H173V153H172V155L175 153V156L177 155L176 154V150H178L177 151V153L178 154H180L181 156H182V158L183 157H185V156H183V152H180L181 150L180 149H182V150H184V148H185V150L184 151H187L189 148L191 149V151H195V148L197 147V146H201L202 144L203 145H207L206 147V149H207V152H208V157L210 158V159H212V160H216L217 162L220 160L222 163L224 162V160L222 161V159L221 158H223V152H225L224 150H222V149H218L217 148V146L218 145H216V143L217 144H219L218 142L221 140V138H223L224 139V137L225 136H229V137H225V139H228L229 141H230V139H232V140H237L236 138L234 139L233 137L234 136H232L231 137V135L234 133V132H232V131H234V130H237V132L235 131V134L237 133L238 135H240V136H243L242 134H243V130L245 129H243V130H241L240 128V126L242 125V124H239L240 122L239 121H237L238 123L237 124H239V125H237V124H235L236 122L234 121L237 117L239 118V116H240V118H245V115L244 114H246V112H248L247 114L248 115H250L249 117L247 116V114H246V117H248L249 118V127H251L250 126V122H253V121H255V122H257L260 126H258V128H262V131H261V133L264 131V1H262V2H255V3H258V4H256L255 5V3H254V6H251L252 8H250V6H249V9L248 8H245V7H247L248 5H250V4H253V3H250V4H248L247 3V6H245L244 8H243V10H241L240 8H239V6L241 7V4H242V7L246 4V2H248V1H245L244 0V3L242 2V0H239L240 2H242V3H240L238 0H222V2L220 3V1L219 2H217V0H212V2H214V1H216V2H214V3H212V5L213 4H215L216 3V5H218L217 3H220L221 5L219 6V7H221V8H219L218 6H216V5H213V7L211 8V10L214 8H219V11H221V13L218 11L217 13H214L215 15L216 14H221V16H219L218 15V17L219 18H217L218 20H221L220 19V17H222V19H224L223 20V22H222V20H221V22L220 21H214L216 24V27H215V29H214V25L212 24V21L211 20H209L212 16L208 13V11H210V9L209 10H206V12L208 13V15L207 16H210V17H203L202 19H198V20H200V21H204V23H205V20L207 19L208 20V22H206L205 23V26H206V24L208 23V25L211 23L212 25H213V28L212 27H210V28H208L207 27V29L205 30L204 29V27L205 26H203V30H204V33H203V31L201 30L200 31V28L197 26V22L193 19V21H194V24L192 23V24H190V26H187L188 24H189V22L187 23V25H185V24H183V26H181V27H175L174 26V28L175 29H177L175 32H172V31H174L173 29V26L172 25H174V24H172L171 26H169L168 24L167 25H163V26H165V27H163V28H165L164 30H162V28L161 29H159L160 30V32H161V34H160V32H159V35H156L157 37L158 36H160L161 37V42H160V40L158 41V42H160V45H158V44H156V42L154 43V40L152 41L153 42V44L157 47H159L161 50H158L159 48H148V50H147V47H143L142 46V48H141V50L143 51V50H145L146 49V51H144L145 53H147V51H148V53H150L151 52V49H156V52H157V50L158 51H160L159 52V55L157 54L156 55V52H155V55H154V53L152 54V52H151V55L150 54H148L147 53V55H145L144 54V52H143V55L142 54H140L139 52H141L142 53V51L141 50H139L138 51V53L134 50H132V51H130V50H128V51H125V52H122L123 50H120V52L118 51V49H117V51H116V47H115V49L113 48L112 49V46H114V44H116L117 42H118V40L119 39H117V42L115 43V41H114V44L111 46V44H112V42L110 43V40H112V39H110V32L108 31V29H107V31H105L104 30V26H105V23H107L106 22V18H108L109 17V19H111L112 17H116V19H115V21L117 20L119 23H120V21L122 20V18L120 19V18H118V16H120L121 17V15L123 14V13H126L128 10H130V12H132L131 11V9L132 8H135V7H139V5L142 3V5H143V3L144 2H141ZM145 1V0H144ZM153 1V0H152ZM152 1H151V3H152ZM154 1H156L157 2V0H154ZM159 1V0H158ZM166 1V0H165ZM169 0H167L166 1V4H169V3H167ZM180 2V0H177V2ZM183 1H185V0H183ZM182 0H181V3L183 2ZM196 1V0H195ZM200 1V0H199ZM209 1H211V0H209ZM208 1V2H209ZM234 1H236L235 2V6L238 4L239 6H236L237 8H238V10H237V8L236 7H233L234 5H233V3L232 2H234ZM146 2V4L147 5H145L144 4V8L145 9H147L146 7L148 6V2H150V1H145ZM159 2H161V1H159ZM164 2V1H163ZM162 2V3H163ZM170 2L171 3H173V2H176V0L174 1L173 0V2H172V0H170ZM177 2L175 3V4H177ZM190 1H188V3H189ZM206 2H207V0H206ZM205 2V3H206ZM207 2V3H208ZM230 2L232 3V5H229L230 4ZM137 3H140L139 5L137 4ZM150 3V4H151ZM161 3V4H162ZM165 3V2H164ZM170 3V5L172 6V5H174L175 6V4H171ZM195 3V2H194ZM203 3V2H202ZM205 4V5H203V6H205L204 8H208V6L210 7V4L209 3H211V2H209L208 4ZM240 3V4H239ZM28 4V3H27ZM53 5H55L54 3H52ZM157 4L159 5V3L157 2ZM185 4V3H184ZM244 4V5H243ZM52 5V6H53ZM57 5V4H56ZM151 5H153V3L151 4ZM206 5H208V6H206ZM211 5V6H212ZM20 6V5H19ZM176 6H178V5H176ZM215 6V7H214ZM228 6H232L233 8H235L234 10H233V8H232V10H230L229 8H228ZM55 7H57V6H55ZM152 7V6H151ZM154 7H155V5H154ZM157 7V6H156ZM155 7V8H156ZM166 7V6H165ZM200 7H201V5H200ZM256 9H255V8ZM48 8V7H47ZM51 8V7H50ZM60 8V9H59ZM143 8V7H142ZM204 8H203V10H204ZM22 9V8H21ZM148 9H150V7H148ZM163 9V8H162ZM165 9V8H164ZM163 9V10H164ZM170 9V8H169ZM244 9L246 10V9H248L249 11H245L244 12ZM16 10L18 11V9H17V7H16ZM193 10V9H192ZM202 10V9H201ZM239 10H241V11H243L242 13H241V11L240 12H238ZM252 10V11H251ZM180 11V10H179ZM229 11H233L232 12V14H231V12H229ZM235 11H236V13L237 14H235ZM3 12V11H2ZM15 12V11H14ZM129 12V11H128ZM139 12V11H138ZM137 12V13H138ZM146 12V11H145ZM173 12V11H172ZM203 12V11H202ZM213 12H215V11H213ZM4 13L5 12H3V15H4ZM18 13H20V12H18ZM44 13V12H43ZM50 13H48V14H50ZM133 13V12H132ZM131 13V14H132ZM157 13H159V12H157ZM163 13V12H162ZM165 13H167L168 14V12H167V9L165 10ZM170 13V12H169ZM174 13V12H173ZM204 13V12H203ZM210 13H212V12H210ZM240 13V14H239ZM246 13V14H245ZM2 14V13H1ZM14 14V13H13ZM13 14H11V15H13ZM23 14V13H22ZM22 14L20 15V16H22ZM34 14H36L35 12H34ZM39 14H41V13H39ZM38 14V15H39ZM128 13H126V15H127ZM144 14V13H143ZM149 14V13H148ZM172 13H170V15H171ZM242 14V15H241ZM1 16L0 15V17H6L5 15L4 16ZM8 15V14H7ZM15 15H16V13H15ZM27 16V13L26 14H23V17H25V16ZM31 15V14H30ZM37 15V14H36ZM37 15V16H38ZM43 15V14H42ZM45 15V14H44ZM124 15L123 14V20H125L126 18H128L127 16L129 15ZM169 15V16H170ZM174 15V14H173ZM17 16V15H16ZM28 16H29V14H28ZM36 16V17H37ZM106 16H108V17H106ZM126 18H125V17ZM132 16V15H131ZM131 16L129 17L130 19H131ZM142 16V18H143V16H145V15H141ZM158 16V15H157ZM157 16H155V18L157 17ZM160 16V15H159ZM161 16H164L165 17V15H162L161 14ZM166 16H168V15H166ZM168 16V17H169ZM217 16V15H216ZM215 16V17H216ZM10 17V14L5 18V19H7L8 20V18ZM14 17V16H13ZM19 17V16H18ZM30 17H33V16H30ZM134 17V16H133ZM163 17V18H164ZM176 17V16H175ZM215 17H214V19H215ZM40 18V17H39ZM43 18V17H42ZM41 18V19H42ZM47 18H48V16H47ZM118 18V19H117ZM129 18L127 19V20H129ZM136 18V17H135ZM146 18V17H145ZM158 18H160V17H158ZM167 18V17H166ZM174 18V17H173ZM206 18V19H205ZM209 18V19H208ZM1 19V18H0ZM4 19V20H5ZM10 19V18H9ZM38 19V18H37ZM41 19H39L40 21H41ZM51 19V18H50ZM114 19V18H113ZM111 20V22H113L114 20ZM119 19H120V21H119ZM157 19V18H156ZM162 19V18H161ZM160 19V20H161ZM168 19V18H167ZM11 20H12V18H11ZM10 20V21H11ZM29 20H30V18H29ZM39 20H37L38 22L37 23H39V25L41 24L42 25V21L44 20H42L41 22H39ZM121 21V22H123L124 23V21ZM126 20V21H127ZM154 20V19H153ZM152 20V21H153ZM174 20H175V18H174ZM197 20V21H198ZM212 20H213V18H212ZM216 20V19H215ZM16 21V20H15ZM14 21V23H13V25L17 22V21H21V20H17L16 22ZM35 21H36V19H35ZM46 21V20H45ZM114 21V22H115ZM125 21V22H126ZM189 21H192V20H189ZM200 21H198V22H200ZM27 22V24H28V20L26 21ZM25 22V23H26ZM117 22V24L119 25V23ZM131 22V21H130ZM141 22V21H140ZM150 23H151V21H149ZM148 22V23H149ZM154 22H155V20H154ZM196 22V23H195ZM213 22V23H214ZM218 22H220V23H218ZM21 23H23V21L21 22ZM24 23V24H25ZM31 23V22H30ZM30 23H29V25H28V27L30 26ZM34 23V22H33ZM36 23V22H35ZM34 23V24H35ZM43 23H44V21H43ZM46 23V22H45ZM116 23V22H115ZM149 23V24H150ZM157 23V22H156ZM204 23H203V25H204ZM218 23V24H217ZM19 24V23H18ZM33 24V25H34ZM108 24H109V22H108ZM121 24V23H120ZM154 24V23H153ZM171 24V23H170ZM211 24H210V26H211ZM23 25V24H22ZM32 25V26H33ZM38 24H37V26H39ZM107 25V24H106ZM112 25V28H113V24H111ZM117 25V26H118ZM145 25H148V24H145ZM155 25V24H154ZM185 25V26H184ZM192 25V26H191ZM195 25V26H194ZM18 26H21V25H18ZM32 26H31V28H32ZM36 26V25H35ZM33 27V28H37V29H39L38 27ZM43 27H44V24L42 25ZM116 26V25H115ZM114 26V27H115ZM121 26H122V24H121ZM153 26V25H152ZM152 26H148L149 28L151 27V29H152ZM197 26V27H196ZM25 27H26V25H25ZM42 27V28H43ZM119 27L120 26H118V30H119ZM139 27V26H138ZM169 27V28H168ZM172 27V28H171ZM182 27H184V29L182 30ZM185 27H187V28H185ZM200 27H201V25H200ZM27 28V27H26ZM41 28V27H40ZM46 28V27H45ZM44 28V29H45ZM106 28V27H105ZM107 28H110V26L109 27H107ZM121 28V27H120ZM134 28V27H133ZM132 27H131V29H133ZM206 28V27H205ZM35 29H33L34 31H35ZM115 28H113V33H115L114 31L116 30H114ZM126 29V28H125ZM201 29H202V27H201ZM16 30V32H17V29H15ZM26 30V35H29V36H31V34L33 33H35V32H33L32 31V33L30 32L31 31V29L29 30V29H25ZM46 30V29H45ZM134 30H135V28H134ZM138 30V29H137ZM137 30H135L136 32H137ZM144 30V29H143ZM146 30V29H145ZM158 30V29H157ZM179 30V31H178ZM181 30V31H180ZM8 31V30H7ZM112 31V30H111ZM117 31V30H116ZM129 31H130V33L129 34H131V32H132V30H130L129 29ZM140 31V30H139ZM138 31V32H139ZM184 31H185V33H184ZM14 32V31H13ZM15 32V33H16ZM120 32V31H119ZM121 32H123L122 30H121ZM157 32V33H158ZM178 32V33H177ZM180 32H183V34H181ZM11 33V32H10ZM112 33V34H113ZM147 33V32H146ZM156 33V32H155ZM7 34H9V33H7ZM12 34V33H11ZM33 34H32V36H33ZM38 34V35H39ZM116 34H118V33H116ZM119 34H121V33H119ZM128 34V35H129ZM175 34V35H174ZM179 34V36L180 37H178L177 35ZM10 35V34H9ZM16 35V34H15ZM19 35V34H18ZM35 35H36V33H35ZM131 35H133V34H131ZM136 35V34H135ZM137 35H139L138 33H137ZM149 35V34H148ZM13 36V35H12ZM25 36V35H24ZM142 36H143V34H142ZM175 36H176V39H173V38H175ZM14 37V36H13ZM12 37V39L14 40V42H15V37L13 38ZM17 37V36H16ZM37 36H35V38H36ZM41 37V38H42ZM135 37V36H134ZM144 37V36H143ZM173 37V38H172ZM21 38V37H20ZM22 38H24V37H22ZM48 38H50V39H48ZM119 38H120V36H119ZM138 38V37H137ZM145 38V37H144ZM159 38V37H158ZM233 38V40H234V42H232L231 41V39ZM6 39V38H5ZM10 39V38H9ZM113 39H114V37H113ZM116 39V38H115ZM132 39V38H131ZM139 39V38H138ZM228 39H230V40H228ZM7 40V39H6ZM3 41V42H5V45L7 44V45H11V44H8V43H6L7 41ZM36 40V41H37ZM49 40H51V42H49ZM135 40V39H134ZM141 40V39H140ZM228 40V41H227ZM44 41V42H43ZM144 41H145V39H144ZM146 41H148V39L146 40ZM145 41V42H146ZM226 41V42H225ZM229 41H230V43L232 42L233 43V45H232V43L231 44H229V45H231V47H229V45L227 46L226 44L224 45V43L223 42H225V43H229ZM2 42V43H3ZM11 42H12V40H11ZM141 42H143V39H142V41ZM2 43H1V46H2ZM45 43V44H44ZM134 43H135V41H134ZM133 43V44H134ZM138 43V42H137ZM44 44V45H43ZM139 44H141L140 42H139ZM153 44L151 43V45L153 46ZM135 45V44H134ZM16 46V45H15ZM35 46V47H34ZM117 46V45H116ZM118 46H119V44H118ZM138 45H136V47H137ZM227 46V47H226ZM14 47V46H13ZM37 47V48H36ZM132 47V46H131ZM9 48V47H8ZM124 48V47H123ZM6 49V48H5ZM12 49V48H11ZM149 50H150V52H149ZM3 51H4V49H3ZM8 51H10V50H8ZM11 52V51H10ZM162 52V53H161ZM161 53V54H160ZM4 55V54H3ZM12 55V54H11ZM150 55V56H149ZM153 55V56H152ZM1 56V55H0ZM9 57H10V55H8ZM7 55H6V58L8 57ZM13 56V55H12ZM148 59L149 58V60H147L145 57ZM157 56H159L160 58H156ZM184 57V59H182V61H181V59H179V58H177V57ZM5 57V55L4 56H2L1 58H3L2 60H4V59H6V58H4ZM14 57V56H13ZM13 57H12V59H13ZM88 57L89 58H92V60H89L88 59ZM145 58L146 60H144V59H141V58ZM151 57H155V59H152ZM177 58V59H173V58ZM186 57L190 60V62H189V60H186ZM211 57H213V58H211ZM217 57L219 58V57H221V59L219 58V60H217ZM223 57V58H222ZM151 58V59H150ZM10 59V58H9ZM14 59H15V57H14ZM157 59H158V61H159V59H160V65L162 66H160L161 67V69L163 70V72H165V74H166V77L165 76H162V77H160L161 75H159V73H157L156 74V71L158 70V68L159 67H156L157 65L156 64H158L159 62L157 61ZM179 59V60H178ZM153 60L154 61H156L155 62V64L154 65H152V62H153ZM183 60H186V61H184L185 62V64L187 63L188 64V66L186 67V66H183L181 63L183 62ZM151 61V62H150ZM178 61V62H177ZM191 61L193 62V64L195 65H193L192 63H191ZM195 61V62H194ZM8 62V61H7ZM10 62V61H9ZM12 62V61H11ZM10 62V64H7V65H11L12 63ZM184 62H183V64H184ZM55 63V67L53 68L52 66H51V64H54ZM179 63V64H178ZM190 63H191V65L192 66H190ZM196 63V64H195ZM184 64V65H185ZM201 64H202V66L203 67H201ZM15 65H17V64H15ZM50 65V66H49ZM183 67H182V66ZM159 66V65H158ZM188 68V67H190V69H188L189 71L188 72H185V71H187L186 70V68ZM11 68H12V66H11ZM48 68H50V70L47 69ZM52 68V69H51ZM157 68V69H156ZM17 69V68H16ZM15 69V72L18 70H16ZM54 69V70H53ZM160 69V70H161ZM183 69H185V73L184 72H181ZM47 70V71H46ZM51 70H53L52 72H51ZM159 70V71H160ZM162 70L160 71V72H162ZM14 71V70H13ZM5 72H7V71H5ZM15 72H13L12 74H16ZM158 72V71H157ZM162 72V74L163 75H165L164 73ZM4 74V73H3ZM35 74V75H34ZM40 76H39V75ZM161 74V73H160ZM233 74H234V76H233ZM7 76H8V73L6 74ZM5 75V76H6ZM10 76H11V72H10V74H9ZM26 75H29V77L28 76H26ZM53 75H52V77H53ZM157 75H159V77L157 76ZM0 76H3V75H0ZM6 76V77H7ZM34 76V77H33ZM230 76H233V79H231V78H229ZM6 77H0L1 79L0 80H4ZM36 77V78H35ZM59 77V76H58ZM164 77V78H163ZM8 78V77H7ZM10 78V77H9ZM19 78V79H18ZM162 78V79H161ZM15 79H13V80H15ZM54 79H58V78H54ZM228 81H227V80ZM5 80H7V79H5ZM230 80H232L231 82H229ZM1 82V81H0ZM4 82V81H3ZM3 82L2 83H0V85L2 84V86L0 87V89H2V88H6V87H4V84H3ZM17 82H15L16 84H14V86L13 87H15V85H17V87H18V84H17ZM27 82H28V84H27ZM46 82V81H45ZM49 82V81H48ZM5 83V82H4ZM6 83H9V82H7L6 81ZM53 83V84H52ZM57 83V85H58V87H59V89H57L58 87H56L55 88V84ZM10 84V83H9ZM9 84H7V85H9ZM6 85V84H5ZM6 85V86H7ZM39 85V86H38ZM51 87H50V86ZM53 85V86H52ZM10 86V85H9ZM9 86H8V88L7 89H10V88H12V90H7V91H0V103L2 104H4L5 103V100L6 99H8L9 97H8V94L10 95V91H13L14 89H16V88H13L12 86L9 88ZM18 87V88H19ZM31 87V88H30ZM40 87V88H39ZM50 87V88H49ZM53 87L55 88V89H53ZM22 88H19L21 91H22ZM28 88H30V90L28 89ZM38 88V89H37ZM42 88V89H43ZM3 89V90H4ZM31 89H32V91H31ZM33 89H34V91H33ZM50 89H51V91L53 90L54 92V94L52 93V95L54 96V99H56V100H54L53 101V97H51V95L49 94L50 92ZM6 90V89H5ZM39 90V91H40ZM56 90H58V91H56ZM18 90H16V91H14V92H12L13 93V95L12 96H17V95H21V96H24V94L20 91H18L19 92V94L17 93H15V92H17ZM47 91V92H46ZM62 91V92H61ZM6 92H8V93H6ZM49 92V93H48ZM64 92V93H63ZM15 93V94H14ZM27 93H25V95L27 94ZM29 93V94H30ZM36 93H39V92H36ZM35 93V94H36ZM39 93V94H40ZM63 93V94H62ZM23 94V95H22ZM57 94V95H56ZM11 95H10V97H11ZM31 95H32V93H31ZM43 95V94H42ZM45 95L46 94H44L43 96H42V99L44 98V101H45ZM36 96V95H35ZM50 96V97H49ZM55 96H56V98H55ZM37 97V96H36ZM192 97V98H191ZM19 98H20V96H19ZM24 98H26V100L29 98H27V97H25L24 96ZM35 98V97H34ZM39 98H41V96L39 97ZM12 99H14V98H12ZM36 99V98H35ZM35 99H34V101H35ZM21 100H23V97L21 98ZM21 100H19V102H18V100H17V102H15V103H20L21 104ZM30 100H31V97H30ZM92 100V101H91ZM10 101V100H9ZM15 101H16V98H15ZM29 101V100H28ZM31 102V103H26V104H28V106H30L29 108H27V109H30L29 111L28 110H26V111H28L27 113H24V111H25V109H24V111H22V109L26 106V105H22V109H20L21 107H19V106H21V105H19L18 107H19V111L21 112L22 111V113L23 114H25V117H23V118H25V119H20V121L21 120H26V119H30V120H32V124L31 125H33V119L35 118V115L33 116V114H36L35 113V107H37L36 106V101L35 102ZM40 101H43V100H40ZM87 101V102H86ZM10 102H12L13 103V101L11 100ZM10 102H7L8 104L6 105V106H4L3 105V107H0V108H5V111H6V109L8 110V108L11 110V108L10 107H12V108H14L13 107V105L15 106V105H17V104H15V103H10ZM228 102H230L229 104H228V106H234V105H239L238 107H241L242 108V110H244V111H242L241 109H239V111H237L236 109H235V107H232V108H234L233 110H236V112H234L235 114H237V112L238 113H240V110H241V114L239 115V114H237L236 115V117L235 116H233V117H235V119L233 120L232 118H231V120L232 121H234V124H235V126L234 127H236V125L238 126V127H236V129L234 128V129H230V127L228 128V125H227V127H225V125H220L221 124V122H222V124L224 123H226V121L227 120H229L230 121V119H229V117H231L233 114L230 112V108H231V106H230V108H229V110H228V108L226 107L227 105V103ZM22 103H24V100H23V102ZM86 103H88V105H89V103H92L93 105H94V108L95 109H98V112L97 113H99V115L97 116V117H95V115H97V113L95 114L94 113V116H86V115H91V114H86L88 111L86 110V113L85 112H83V111H85V110H83V108H85L84 106L86 105ZM233 103V104H232ZM0 104V105H1ZM9 104H12V105H10V106H8ZM30 104V105H29ZM40 104H43V103H40ZM39 104V105H40ZM47 105H46V108H47V110L49 109L48 107H47ZM28 106H26V107H28ZM42 106V105H41ZM40 106V107H41ZM87 106V105H86ZM16 107V106H15ZM90 107V106H89ZM237 107V108H238ZM42 108V107H41ZM45 108V107H44ZM45 108V109H46ZM45 109H43V110H45ZM86 109V108H85ZM94 109V111L96 112V110ZM1 110V109H0ZM9 110V111H10ZM14 110V109H13ZM12 110V111H13ZM40 110V109H39ZM50 110V109H49ZM48 110V111H49ZM247 110V111H246ZM12 111H10V112H12ZM15 111H17L16 109H15ZM25 111V112H26ZM246 111V112H245ZM1 112H3L2 110H1ZM14 112V111H13ZM43 112V111H42ZM45 112V111H44ZM91 111L89 110V113H90ZM242 112H245L244 114L242 113ZM250 112V113H249ZM6 112H3V114H5ZM16 114H17V112H15ZM39 112H37V114H38ZM85 113V114H84ZM91 113H93V112H91ZM2 114V113H1ZM7 114V113H6ZM11 114V113H10ZM20 114V113H19ZM44 114V113H43ZM46 114H49L48 112L46 113ZM50 114H51V112H50ZM9 115V114H8ZM18 115V114H17ZM41 115H42V113H41ZM45 115V114H44ZM239 115V116H238ZM242 115H244V117H242ZM1 116H4V115H1ZM0 116V118H2ZM37 116V115H36ZM13 117H15V116H13ZM38 117H40V115L38 114ZM50 117V116H49ZM48 117V118H49ZM53 117H54V115H53ZM51 118V123H52V119H54L55 120V118ZM5 118V117H4ZM11 118H12V115H11ZM10 118V119H11ZM17 118V117H16ZM15 118V119H16ZM40 118H42V116L40 117ZM57 118H56V120L55 121H57ZM62 118V119H61ZM109 118V119H108ZM14 119V118H13ZM13 119L11 120V122L14 124V122H13ZM43 119V118H42ZM46 119V118H45ZM4 119H0V121H1V123H0V125L3 123L2 121H3ZM6 121H7V119H5ZM35 120H36V118H35ZM44 120V119H43ZM48 120V119H47ZM46 120V121H47ZM63 120V121H62ZM102 120V119H101ZM238 120V119H237ZM244 120H246V119H244ZM242 121V123H244V125L246 124L245 122H247V120L246 121ZM9 121V120H8ZM7 121V122H8ZM102 121H104V120H102ZM223 121H225V122H223ZM21 122H23V121H21ZM20 122V123H21ZM25 122H27V121H25ZM31 122V121H30ZM39 122V121H38ZM48 122V121H47ZM57 122H59V120L57 121ZM98 122H100V121H98ZM112 122H110L109 121V124H113ZM17 123V125H18V121L16 122ZM28 123V122H27ZM36 124H37V120H36V122H35ZM51 123H48L47 124V128L49 127L48 125L49 124H51ZM56 123V122H55ZM59 123V124H60ZM68 123H66V124H64L63 123V125H68ZM104 123L105 124H108V123H106L105 121H104ZM8 124H9V122H8ZM26 124V123H25ZM45 124V123H44ZM75 124V125H76ZM109 124H108V126H109ZM227 124V123H226ZM248 124V123H247ZM246 124V125H247ZM12 125V124H11ZM11 125L9 126V127H11ZM40 125V124H39ZM57 125H58V123H56V127L55 126H52V127H54L55 129H57ZM78 125H80L79 123L75 126V128H78ZM100 125H102V123L100 124ZM158 125V126H157ZM229 125H232L231 123H229ZM245 125V126H246ZM253 125V124H252ZM8 126V125H7ZM13 126V125H12ZM18 126H21V125H18ZM24 126V125H23ZM22 126V127H23ZM38 126V125H37ZM36 126V127H37ZM40 126H42V125H40ZM69 126V125H68ZM92 126V125H91ZM94 126V125H93ZM107 126V127H108ZM113 126H112V128H113ZM225 127L226 128V130H230L231 132H229L228 134H227V132H225L226 130L225 129H223L222 127ZM243 126V125H242ZM5 127V126H4ZM13 127H15V126H13ZM45 127V128H46ZM50 127H51V125H50ZM64 127V126H63ZM79 127H81V128H84L83 126H79ZM240 127V128H239ZM1 128V127H0ZM12 128V127H11ZM21 128V127H20ZM26 128V127H25ZM46 128V129H47ZM65 128V127H64ZM63 128V129H64ZM69 128V127H68ZM91 128H93V127H91ZM97 128V127H96ZM104 128V127H103ZM110 126H109V129H110V132H111V134L114 136H117L112 130L114 129H112ZM238 128V129H237ZM3 129V128H2ZM2 129H0V130H2ZM6 129V128H5ZM5 129H3V130H5ZM9 129V128H8ZM18 129H19V127H18ZM23 129V128H22ZM41 129V128H40ZM43 129L44 128H42V131H43ZM48 129H50V128H48ZM73 129H74V127H73ZM72 129V130H73ZM87 129L89 130L90 128H88L87 127ZM87 129H83V131H86L87 132ZM105 129H107V128H105ZM105 129H104V131H105ZM112 129V130H111ZM157 129H158V131H157ZM222 129V130H221ZM250 130H248V128L247 129H245V130H247L248 131V133L250 134V136H251V128H249ZM257 129V128H256ZM11 130V129H10ZM16 130V129H15ZM19 130H21V129H19ZM24 130V129H23ZM22 130V131H23ZM45 130V129H44ZM58 130H59V126H58ZM71 130V129H70ZM75 130V129H74ZM78 130V129H77ZM80 130V131H79ZM78 131L81 133V129H79ZM91 130V129H90ZM100 129H98V131H99ZM116 130H114V131H116ZM225 130V131H224ZM242 131V134H241V132L240 133H238V131ZM244 130V131H245ZM17 131V130H16ZM30 131V130H29ZM48 131V130H47ZM47 131H45V132H47ZM51 131H53V133H56V132H54V130H51ZM62 131H64V130H62ZM97 131V130H96ZM97 131V132H98ZM103 131V130H102ZM225 132V134L223 133V132ZM247 131H245V132H247ZM250 131V132H249ZM1 132H3V131H1ZM13 132L14 131H12V134H13ZM36 132V131H35ZM37 132H38V130H37ZM49 132H50V130H49ZM73 133L74 132H76V131H72ZM86 132H84L83 133V138L85 137L84 135H85V133ZM91 132H93V130L91 131ZM5 133V132H4ZM3 133V134H4ZM9 133V132H8ZM20 133V132H19ZM19 133H18V135H19ZM22 133V132H21ZM39 133V132H38ZM42 133H44V132H42ZM41 133V134H42ZM69 133V132H68ZM72 133V134H73ZM79 133V134H80ZM88 133H89V131H88ZM114 133V134H113ZM117 133V132H116ZM150 133H154V135L155 136H152V134H151V136H150ZM6 134V133H5ZM14 134H15V132H14ZM17 134V133H16ZM23 134V133H22ZM29 134V133H28ZM33 134H34V132H33ZM46 134V133H45ZM60 134V133H59ZM77 134V133H76ZM87 134V133H86ZM99 134V133H98ZM106 134V133H105ZM131 134H134L133 135V137H132V135ZM135 134L137 135V136H135ZM160 134V136H158L159 137V139L162 141L161 142V144H160V140L158 139H156V135H159ZM163 134L164 135H166L165 137H167V138H165L164 136H163ZM246 134V133H245ZM10 135H11V133H10ZM17 135V136H18ZM50 135V134H49ZM51 135H53V134H51ZM62 135V134H61ZM63 135H64V133H63ZM63 135H62V137H63ZM108 135V134H107ZM110 135V134H109ZM127 136V135H131V137H132V139L133 140H130V141H132V142H129V140H128V137H123V136ZM149 135V136H148ZM169 135V136H168ZM170 135L172 136V137H174V138H171L170 137ZM234 135V134H233ZM237 135V136H238ZM252 135H253V133H252ZM7 136V135H6ZM12 136V135H11ZM16 136V135H15ZM14 136V137H15ZM16 136V137H17ZM35 136V135H34ZM33 136V137H34ZM38 136H40V135H38ZM42 136V135H41ZM46 136V135H45ZM67 136V135H66ZM73 136V135H72ZM80 136H82L81 134H80ZM97 136V135H96ZM100 136V135H99ZM105 136V135H104ZM113 136H112V138H113ZM236 136V135H235ZM244 136H247V138H246V140L249 138V136L246 134V135H244ZM16 137H15V139H16ZM19 137H21V138H23L21 135L19 136ZM25 137H28L27 135H25ZM24 137V138H25ZM31 137V136H30ZM37 137V136H36ZM43 138H44V136H42ZM65 137V136H64ZM79 137V136H78ZM102 137V136H101ZM100 137V138H101ZM151 137H153L152 139H151ZM157 137V138H158ZM18 138V137H17ZM32 138V137H31ZM35 138V137H34ZM39 138V137H38ZM55 138V137H54ZM58 138V137H57ZM76 138V137H75ZM88 138V137H87ZM90 138H91V135H90ZM130 138V137H129ZM156 139V140H153V139ZM163 138H165V139H163ZM168 138L169 139H172V141L170 142V140L168 141ZM239 138V137H238ZM14 139V140H15ZM25 139H28V138H25ZM24 139V140H25ZM69 139V138H68ZM79 139V138H78ZM106 139V138H105ZM117 140H118V136H117V138H116ZM176 141H174V140ZM183 139L185 140V141H187V142H191V143H187V145H186V143H184V141H183ZM241 139H242V137H241ZM250 139V138H249ZM249 139H248V141H249ZM17 140V139H16ZM30 141H31V139H29ZM29 140H25V142L26 141H29ZM33 140V139H32ZM36 140V138L34 139V141ZM43 140V139H42ZM58 140V139H57ZM60 140V139H59ZM70 140H71V137H70ZM76 140V139H75ZM81 140V139H80ZM97 140V139H96ZM99 140V139H98ZM101 140H102V138H101ZM122 140H121V142H122ZM151 140H153V141H151ZM228 140H225V142L227 141L228 143H230ZM246 140H244V141H246ZM9 141V140H8ZM21 141V140H20ZM19 141V139H18V142H20ZM38 141V140H37ZM53 141V140H52ZM68 141V140H67ZM77 141V140H76ZM119 141V140H118ZM125 141V142H126ZM140 141V142H139ZM154 141H156V142H154ZM182 141V142H181ZM222 141V140H221ZM240 141V140H239ZM238 141V142H239ZM260 141V140H259ZM264 141V140H263ZM22 142V141H21ZM24 142V143H25ZM44 142H47V141H44ZM54 142H55V140H54ZM74 142V141H73ZM84 142V141H83ZM82 142V143H83ZM104 144H105V142L104 141H102ZM109 142V141H108ZM170 142V143H169ZM173 142H175L174 144H173ZM180 142V145L179 144H177V143H179ZM224 141H222V143H223ZM226 142V143H227ZM237 142V141H236ZM235 142V143H236ZM242 142L243 141H241V143L240 144H242ZM258 142V141H257ZM261 143L260 144H262V141H260ZM10 143V142H9ZM29 143V142H28ZM71 143V142H70ZM97 143V142H96ZM114 143V142H113ZM116 143V142H115ZM118 143V142H117ZM139 143H140V145H139ZM183 143H184V146L185 147H182L183 146ZM232 143V142H231ZM244 143V142H243ZM18 144V143H17ZM26 144H27V142H26ZM29 144H31V143H29ZM28 144V145H29ZM34 144V143H33ZM32 144V145H33ZM47 145H48V143H46ZM65 144V143H64ZM162 144H163V146H162ZM225 144V143H224ZM234 144V143H233ZM233 144H232V146H233ZM237 144V143H236ZM239 144V143H238ZM247 144V143H246ZM264 144V143H263ZM19 145V144H18ZM17 145V146H18ZM20 145H21V143H20ZM31 145V146H32ZM42 145V144H41ZM45 145V144H44ZM50 145V144H49ZM77 145H80V143L78 144V142L76 143V145L75 146H77ZM151 144H150V146H152ZM171 145V146H170ZM174 145V146H173ZM179 145V146H178ZM182 145V146H181ZM223 145V144H222ZM227 145V144H226ZM243 145V144H242ZM244 145H245V143H244ZM257 145V144H256ZM9 146H12V145H9ZM8 146V147H9ZM14 146H16V143H15V145ZM27 146V145H26ZM30 146V145H29ZM30 146V147H31ZM35 146V145H34ZM74 146V145H73ZM112 146V145H111ZM114 146V145H113ZM129 146V145H128ZM133 146H135V144L133 145ZM142 146V147H143ZM169 146H170V148H169ZM194 146H196V147H194ZM209 146V147H208ZM231 146V145H230ZM235 146H237V145H235ZM247 146V145H246ZM263 146V145H262ZM5 147V146H4ZM3 147V148H4ZM7 147V146H6ZM33 147V146H32ZM46 147V146H45ZM71 147V146H70ZM98 147H99V145H98ZM116 147V146H115ZM125 147V146H124ZM163 147V148H162ZM179 147H181L180 149H179ZM220 147V146H219ZM1 148V147H0ZM17 148V147H16ZM26 148V147H25ZM48 148V147H47ZM60 148V147H59ZM66 148H68V147H66ZM75 147H73L72 149H74ZM78 148V147H77ZM79 148H81V147H79ZM106 148V147H105ZM109 148V147H108ZM127 147H125V149H126ZM132 148H134V147H132ZM132 148H129V150H132ZM145 148V147H144ZM146 148H148V147H146ZM172 148V149H171ZM223 149H224V147H222ZM231 148V147H230ZM243 148V147H242ZM241 148V149H242ZM257 148H259V146L257 147ZM7 149L9 150L10 148H6V151H7ZM33 149H34V147H33ZM38 149V148H37ZM64 149V148H63ZM122 149V148H121ZM176 149V150H175ZM225 149H227L226 147H225ZM238 149H239V147H238ZM5 150V149H4ZM11 150L12 151H14L13 149H12V147H11ZM43 150H44V148H43ZM56 150H58V149H56ZM69 150H71V149H69ZM79 149H77V152L74 150V152H76V153H78L79 151H78ZM92 150H93V148H92ZM98 150V149H97ZM136 150V149H135ZM141 150H143L142 148H141ZM141 150H139V153H141L142 152V156H144V154H143V151H141ZM148 149H144V152H145V154H148V153H150L149 151H151V150H148ZM228 150V149H227ZM240 150V149H239ZM25 151V150H24ZM36 151V150H35ZM42 151V150H41ZM45 151V150H44ZM60 151V150H59ZM124 151V150H123ZM189 151V150H188ZM196 151H197V149H196ZM204 151V150H203ZM2 152V151H1ZM9 152V151H8ZM15 152H16V150H15ZM15 152H14V154H15ZM19 152V151H18ZM28 152V151H27ZM34 152V151H33ZM43 152V151H42ZM61 152V151H60ZM70 152V151H69ZM88 152V151H87ZM92 152V151H91ZM109 152V151H108ZM117 152V151H116ZM131 152H133V150L131 151ZM180 152V153H179ZM190 152V151H189ZM189 152H187V153H189ZM228 152V151H227ZM261 152V151H260ZM262 152H263V150H262ZM10 153V152H9ZM9 153L7 154V155H9ZM13 153V152H12ZM12 153H11V155H12ZM17 153V152H16ZM28 153H30V152H28ZM75 153V154H76ZM102 153V152H101ZM118 153V152H117ZM137 153V152H136ZM154 152H152V153H150V155H152ZM185 153V152H184ZM226 153V152H225ZM5 154V155H6ZM32 154V153H31ZM39 156L40 155H42V154H39V152L37 153ZM59 154V153H58ZM64 154V153H63ZM89 154H91V153H89ZM110 154H111V152H110ZM113 154V153H112ZM192 154V153H191ZM2 155H3V153H2ZM38 155H35V156H38ZM46 155V154H45ZM48 155V154H47ZM122 155V154H121ZM140 155V156H141ZM155 155V154H154ZM162 156L159 158H156L157 160L156 161H159L162 157H163V154H161ZM200 155V154H199ZM203 155V154H202ZM205 155V154H204ZM219 155H223L221 158L219 157ZM4 156V155H3ZM43 156H44V154H43ZM76 156V155H75ZM106 155H104V157H105ZM139 156V155H138ZM137 156V157H138ZM139 156V158H145V160L147 161V163L145 162V164H144V162H143V165L145 166H147L148 165V160H149V157H151V156H149V154L148 155H145L144 157H140ZM147 156H149V157H147ZM166 156V155H165ZM165 156L163 157V158H165ZM179 156V155H178ZM174 157V156H171L170 155V157L169 158H175L174 160L173 159H169L168 157H166L167 158V160L169 161H166V163H165V161H159V165L158 166H155L156 164H155V162H153L155 165H153V167H158L159 169L161 168V166H160V162H161V164H162V167H163V165H164V167H166V166H168V167H166V168H169L170 169V165L172 164H176L177 163V165H178V167H182L183 165H185L186 164V166L187 165H189V163L187 164V160L185 161V159L183 160L184 162L182 163V161L180 162V160L181 159H178V162H175V161H177V158H180L181 156H179V157ZM192 156H195V155H192ZM227 155H225V157H226ZM11 157H13V156H11ZM26 157V156H25ZM47 157V156H46ZM64 157H65V155H64ZM71 157V156H70ZM73 157V156H72ZM98 157H99V155H98ZM110 157V156H109ZM152 157H153V155H152ZM152 157H151V159H152ZM157 157V156H156ZM256 157H257V161L255 162V166L254 165H252V164H250V170L254 173V174H256V172L258 171H260L262 168H264V153H260L259 154V152H257V155H256ZM10 158V157H9ZM8 158V160H10ZM15 158V157H14ZM36 157H34V160H32V162L33 161H35V163H36V159H35ZM38 159H39V157H37ZM41 158H42V156H41ZM40 158V159H41ZM50 158V157H49ZM52 158V157H51ZM50 158V159H51ZM63 158V157H62ZM67 158V157H66ZM69 158V157H68ZM78 158V157H77ZM85 159H86V157H84ZM106 158H108L107 156H106ZM115 158V157H114ZM154 158H155V156L153 157V159H152V161H154ZM165 158V159H166ZM185 158H187V157H185ZM193 158V157H192ZM200 158H201V156H200ZM204 158V157H203ZM12 159V158H11ZM22 159V158H21ZM44 159H45V156H44ZM53 159V158H52ZM63 159H65V158H63ZM62 159V160H63ZM100 159H102L101 157H100ZM99 159V160H100ZM105 159V158H104ZM111 159H112V157H111ZM126 159V158H125ZM148 159V160H147ZM150 159V160H151ZM188 159V158H187ZM190 159V158H189ZM193 159H195V158H193ZM199 159V158H198ZM205 159V158H204ZM2 160V159H1ZM7 160V161H8ZM13 160H15V159H13ZM73 160V159H72ZM72 160H70V161H72ZM75 160V159H74ZM121 160H122V158H121ZM144 160V159H143ZM171 160H172V162H171ZM201 160V159H200ZM199 160V161H200ZM6 161V162H7ZM11 161V160H10ZM44 161H47L46 159L44 160ZM48 161H49V159H48ZM47 161V162H48ZM64 161V160H63ZM63 161H62V164H63ZM81 161H83V159L81 160ZM85 161V160H84ZM96 161V160H95ZM126 161V160H125ZM131 161V160H130ZM142 161V160H141ZM198 161V160H197ZM219 161V162H220ZM4 162V161H3ZM9 162V161H8ZM7 162V163H8ZM14 162V161H13ZM18 162H20L19 160H18ZM25 162H29L28 160L27 161H25ZM32 162H31V164H32ZM109 162V161H108ZM113 161H111V163H112ZM118 162V161H117ZM129 162V161H128ZM165 164H164V163ZM186 162V163H185ZM194 162V165L196 164L195 162H196V160L195 161H193ZM6 163V164H7ZM14 163H16V161L14 162ZM24 163V162H23ZM34 163V162H33ZM43 163V162H42ZM44 163H46V162H44ZM51 163V162H50ZM66 163H67V161H66ZM71 163H73V162H71ZM75 163V162H74ZM85 163V162H84ZM150 163H152L151 161H150ZM149 163V164H150ZM152 163V164H153ZM167 163L169 164V165H167ZM182 163V166L180 165L179 166V164H181ZM221 163V164H222ZM4 164V163H3ZM2 164V165H3ZM9 164V163H8ZM22 164V163H21ZM30 164V163H29ZM29 164H27V165H29ZM31 164H30V168H31ZM37 164V163H36ZM35 164V165H36ZM47 164H49V163H46V165ZM52 165H53V163H51ZM51 164H49V167H50V165ZM56 164H57V161H56ZM92 164V163H91ZM102 164V163H101ZM116 164V163H115ZM13 165H15V164H13ZM17 166H15V167H17L18 168V165H19V163H17L16 164ZM42 165H44V164H42ZM97 165V164H96ZM117 165V164H116ZM132 165V164H131ZM130 165V166H131ZM139 165V164H138ZM173 165V166H174ZM198 165V164H197ZM197 165H195V166H197ZM217 165V164H216ZM10 167L9 165H3L2 167ZM24 166H25V164H24ZM40 166V164H38V167ZM56 166V165H55ZM58 166H60V164H58ZM86 166H87V164H86ZM88 166H90V165H88ZM94 166V165H93ZM109 166V165H108ZM126 166V165H125ZM186 166H184V167H186ZM191 166H193V165H191ZM190 166V167H191ZM1 167V166H0ZM11 167H13L14 168V166H12L11 165ZM33 167H35V166H33ZM32 167V168H33ZM44 167V166H43ZM42 167V168H43ZM54 167V166H53ZM67 167V166H66ZM74 167V166H73ZM80 167V166H79ZM103 167V166H102ZM121 167V166H120ZM129 167V166H128ZM148 167V166H147ZM164 167H163V169H164ZM175 167L176 166H174V169H175ZM183 167V168H184ZM194 167V166H193ZM20 169H21V166L19 167ZM18 168V169H19ZM29 168V167H28ZM27 168V170H29V172H30V169H28ZM42 168H41V170H42ZM47 168V166L45 167V169L44 170H46V171H48L49 172V169L51 168H49V169H46ZM62 168H64V169H66L65 168V166H63L62 165ZM61 168V169H62ZM69 168V167H68ZM106 168V167H105ZM165 168V169H166ZM189 168V167H188ZM12 169V168H11ZM19 169V170H20ZM24 169V168H23ZM26 169V168H25ZM24 169V170H25ZM34 169V168H33ZM78 169V168H77ZM80 169V168H79ZM87 169H88V167H87ZM98 169V168H97ZM103 169V168H102ZM117 169V168H116ZM146 169H148V168H146ZM145 169V170H146ZM154 169V168H153ZM153 169H152V171H153ZM172 169V168H171ZM178 169V168H177ZM257 169V170H256ZM14 170H16L17 171V169H13V171ZM35 170H36V167H35ZM35 170H32V172L33 171H35ZM52 170V169H51ZM50 170V171H51ZM67 170V169H66ZM69 170V169H68ZM115 170V169H114ZM140 170V169H139ZM161 170V169H160ZM179 170L181 171V168H179ZM179 170H177V171H179ZM9 170H7V172H8ZM23 171V170H22ZM26 171V170H25ZM38 171H40V169H38ZM38 171H36V172H38ZM43 171V170H42ZM62 171H64L63 169H62ZM62 171H61V173H62ZM71 171H73V169L71 170ZM75 171H77V170H75ZM93 171V170H92ZM112 171V170H111ZM157 171V170H156ZM162 171H166V170H162ZM172 171H173V169H172ZM176 171V170H175ZM18 172V171H17ZM28 172V171H27ZM28 172V173H29ZM32 172H30V173H32ZM41 172V171H40ZM55 172V171H54ZM78 172H80V171H78ZM88 172V171H87ZM5 173V172H4ZM4 173H3V175H4ZM11 173V170H10V172H8V174H10ZM19 173V175L21 174L20 172H18ZM18 173H16L17 175H18ZM28 173H26V175H25V177L28 175ZM50 173V172H49ZM48 173V174H49ZM53 173V172H52ZM56 173V172H55ZM55 173H53V175L55 174ZM74 173V172H73ZM77 173V172H76ZM85 173V170H84V172L83 173H81V176H82V174H84ZM93 173V172H92ZM176 173V172H175ZM25 174V173H24ZM34 174H38V173H35L34 172ZM34 174H31L30 175V177L31 178H33L32 176L34 175ZM43 174H45V173H43ZM47 174V175H48ZM60 174V173H59ZM64 174V173H63ZM65 174H66V171H65ZM64 174V175H65ZM75 174V173H74ZM73 174V175H74ZM96 174V173H95ZM105 174V173H104ZM107 174V173H106ZM114 174H115V172H114ZM261 174H264L263 172H261ZM12 175V177L14 176L13 174H10L9 176H11ZM18 175V177H22V176H19ZM49 175H51V174H49ZM58 175V174H57ZM87 174H85L84 176H86ZM101 175H102V173H101ZM151 175V174H150ZM153 175V174H152ZM160 174H157V176L160 178V179H158V180H160V181H162L161 179H165L166 180V182H167V180H168V178H170V177H167V178H165V177H163L162 175H160ZM37 176H39V174L37 175ZM41 176L42 175H40L39 177L41 178ZM46 176V175H45ZM45 176H43V177H45ZM54 176H56V175H54ZM60 177H58V178H56V179H60L63 175L62 174H60L59 175ZM77 176V175H76ZM98 176V175H97ZM114 176V175H113ZM161 176L163 177V178H161ZM4 177V176H3ZM2 177V178H3ZM5 177H7V175L5 176ZM16 177V176H15ZM24 177V178H25ZM28 178H30L29 176H27ZM26 177V178H27ZM35 177V176H34ZM38 177V180H40V182H38L37 183V185H31V182H32V180L33 179H35V178H33V179H29V180H31V182L29 181V180H26V181H28L29 183H30V185H31V187L32 188H34V189H28L27 190V188L25 189V191L24 190H22L23 188H18V190L19 191H22V192H24L25 194L24 195H27L28 196V198L27 199H25L24 197L25 196H21V195H23L22 194V192L20 193L19 191L17 192V189H16V191L14 190V188L12 189V191H9V190H11V189H9V187L8 188H5V189H2V190H0V212L2 213V214H0V229L2 230L1 232H2V235L4 234V236H6V239H12L13 240V238H14V243H16V246H20V247H23L22 245H24V246H29V245H32L33 244V242L36 244V245H38V244H40V243H38L39 242V240L40 241H42L41 239H38V242L36 241L35 242V239H37L38 238V236H37V234L39 233V231H43V229H41V228H43V227H41V226H38L39 224H41V223H39L40 221V219L43 221V223H44V220L45 219H47L48 220V217L50 216H53V215H56V213H54V212H59V210L60 209H63V208H59V210H58V207H56L55 208V205L56 204H54V203H52V200H53V198L52 197H50V196H52V195H47V194H45L43 191H41L42 190V188H43V185H42V188H41V190H40V184H41V180L42 179H40ZM42 177V178H43ZM66 177H67V174H66ZM92 177V176H91ZM105 177H107V176H105ZM109 177V176H108ZM152 177V176H151ZM183 177V176H182ZM186 177V179H187V175L185 176ZM184 177V178H185ZM63 178V177H62ZM61 178V183H63V181H65L64 179H62ZM69 178H70V176H69ZM88 178V177H87ZM86 178V179H87ZM90 178V177H89ZM103 178V177H102ZM148 178V177H147ZM173 178V177H172ZM175 178V177H174ZM177 178H178V176H177ZM6 179V178H5ZM2 179V180H4V181H7L8 179ZM11 178H9V180H10ZM15 179V178H14ZM17 179H19V178H17ZM16 179V180H17ZM37 179V178H36ZM47 179H48V177H47ZM52 179V178H51ZM55 179V178H54ZM53 179V180H54ZM84 179V178H83ZM92 179V178H91ZM98 179V178H97ZM100 179V178H99ZM107 179V178H106ZM183 179V178H182ZM8 180V181H9ZM13 180V179H12ZM25 180V179H24ZM38 180H36V181H38ZM45 179L43 178V180H42V183L43 182H45L44 181ZM50 180V179H49ZM48 180V181H49ZM53 180H51V181H53ZM71 180H72V178H70V180H69V182H71ZM79 180H82V179H79ZM89 180V179H88ZM95 180V179H94ZM179 180V179H178ZM1 181V180H0ZM7 181V182H8ZM36 181H35V183L34 184H36ZM74 181V180H73ZM72 181V182H73ZM77 182H78V180H76ZM155 181V180H154ZM160 181H157V182H160ZM16 182H18V180L16 181ZM67 182V180L64 182V183H66ZM68 182V184L70 185V183ZM75 182V181H74ZM73 182V183H74ZM82 182V181H81ZM179 182V181H178ZM183 182V181H182ZM184 182H185V180H184ZM6 183V182H5ZM9 183V182H8ZM13 183V182H12ZM21 183H23L22 181H21ZM28 183V184H29ZM33 183V182H32ZM45 183H47V182H45ZM51 183H54L55 184V182H51ZM59 183V182H58ZM57 183V184H58ZM64 183L62 184V185H64ZM73 183H71V186H73L72 184ZM79 184H80V182H78ZM83 183V182H82ZM163 183V182H162ZM171 184H172V182H170ZM176 183V182H175ZM24 184V183H23ZM27 184V183H26ZM39 184V185H38ZM44 184V183H43ZM98 184V183H97ZM100 184V183H99ZM109 184V183H108ZM128 184V183H127ZM170 184V185H171ZM189 184V183H188ZM210 184H213V183H210ZM217 184V183H216ZM7 185V184H6ZM10 185V184H9ZM29 185V186H30ZM46 185V184H45ZM45 185H44V187H45ZM50 185V184H49ZM61 185V184H60ZM59 185V186H60ZM67 185V184H66ZM68 185V186H69ZM84 185V184H83ZM89 185V184H88ZM93 185V184H92ZM126 185V184H125ZM162 185V184H161ZM187 185V184H186ZM186 185H183V186H186ZM8 186V185H7ZM26 186H28V185H26ZM34 186H40L39 188H37V187H34ZM56 186V185H55ZM58 186V187H59ZM77 186V184L75 185V187ZM94 186V185H93ZM99 186V185H98ZM117 186V185H116ZM119 186V185H118ZM200 186V185H199ZM212 186V185H211ZM46 187H48V185H46ZM45 187V188H46ZM50 187V186H49ZM51 187H52V185H51ZM50 187V188H51ZM57 187V186H56ZM55 187V188H56ZM74 187V188H75ZM79 187H80V185H79ZM84 188H85V186H83ZM89 187V186H88ZM87 187V188H88ZM113 187V186H112ZM128 187V186H127ZM170 187V186H169ZM194 186H192V188H193ZM3 188H4V186H3ZM49 188V189H50ZM69 188V187H68ZM82 187H80V189H81ZM182 188V187H181ZM185 188H187V187H185ZM185 188L183 189V190H185ZM213 188V187H212ZM44 189V188H43ZM58 189V188H57ZM71 189V188H70ZM100 189V188H99ZM103 189V188H102ZM107 189V188H106ZM189 189V188H188ZM194 189V188H193ZM61 190V189H60ZM78 190V189H77ZM94 190V189H93ZM92 190V191H93ZM96 190V189H95ZM95 190H94V192L93 193H95ZM112 190V189H111ZM28 193H27V192ZM59 191V190H58ZM69 190L67 189V192H68ZM107 191V190H106ZM203 191V190H202ZM216 191H217V189H216ZM10 192H11V194H10ZM13 192H16V193H13ZM60 192V191H59ZM58 192V193H59ZM61 192H62V190H61ZM185 192V191H184ZM183 192V193H184ZM14 195H13V194ZM27 193V194H26ZM44 193V195L46 196H44V195H42ZM46 193H48V192H46ZM50 194H52L53 192H49ZM65 193V192H64ZM80 193V192H79ZM177 193H178V191H177ZM180 193H181V191H180ZM190 193V192H189ZM200 193V192H199ZM203 193V192H202ZM54 194V193H53ZM61 194V193H60ZM66 194V193H65ZM71 194H73V193H71ZM77 194V193H76ZM101 194V193H100ZM104 194V193H103ZM124 194V193H123ZM195 194V193H194ZM197 194V193H196ZM57 195V194H56ZM59 195V194H58ZM80 195V194H79ZM78 195V196H79ZM95 195V194H94ZM178 195V194H177ZM185 195V194H184ZM30 196V197H29ZM54 196V195H53ZM61 196V195H60ZM60 196H58V197H60ZM63 196V195H62ZM133 196V195H132ZM181 196H182V194H181ZM47 197H48V199H47ZM56 197V196H55ZM64 197V196H63ZM72 197V196H71ZM102 197V196H101ZM106 197V196H105ZM128 197V196H127ZM126 197V198H127ZM131 197V196H130ZM179 197H180V195H179ZM50 198V199H49ZM60 198H62V197H60ZM74 198H75V196H74ZM74 198H72V199H74ZM97 198H98V196H97ZM103 198V197H102ZM119 198V197H118ZM129 198V197H128ZM135 198V197H134ZM55 199V198H54ZM76 199H77V195H76ZM106 199V198H105ZM121 199V198H120ZM123 199V198H122ZM125 199V198H124ZM123 199V200H124ZM133 199V198H132ZM138 199V198H137ZM28 200V201H27ZM51 200V201H50ZM59 200V199H58ZM62 200H64L63 198H62ZM94 200H95V198H94ZM97 200V199H96ZM99 200H100V198H99ZM98 200V201H99ZM107 200V199H106ZM128 200V199H127ZM135 200V199H134ZM60 201V200H59ZM72 201H74V200H72ZM76 201V200H75ZM74 201V202H75ZM137 201V200H136ZM10 203V206L11 207H8V205H9V203ZM54 202V201H53ZM62 202V201H61ZM66 202H68V200L66 201ZM77 202V201H76ZM111 202V201H110ZM131 202H132V200H131ZM139 202V201H138ZM56 203V202H55ZM63 203H65V200H64V202H62V204L60 203V205H63ZM73 203V202H72ZM95 203H96V201H95ZM100 203V202H99ZM103 203V202H102ZM108 203H109V201H108ZM136 203V202H135ZM135 203H133V204H135ZM179 203H181V202H179ZM8 204V205H7ZM54 206H53V205ZM80 204V203H79ZM111 204V203H110ZM131 204V203H130ZM177 204V203H176ZM187 204V203H186ZM59 204H57V206H58ZM59 205V206H60ZM73 205V204H72ZM96 205H97V203H96ZM101 205V204H100ZM108 205V204H107ZM112 205V204H111ZM110 205V206H111ZM126 205V204H125ZM128 206H129V204H127ZM66 206V205H65ZM68 206H70V204L68 205ZM77 206V205H76ZM75 206V207H76ZM80 206H82V205H80ZM103 206V205H102ZM114 206V205H113ZM131 206V205H130ZM184 206H185V204H184ZM6 207H7V209L9 208V210L11 211L12 209V211H13V213H11V212H9V213H11L12 215H7V213L8 212H5L6 214H4L3 212L4 211H9V210H6ZM61 207V206H60ZM63 207V206H62ZM83 207V206H82ZM81 207V208H82ZM96 207V206H95ZM105 207H108V206H106L105 205ZM135 207V206H134ZM181 207H183V206H181ZM186 207V206H185ZM12 208V209H11ZM65 208V207H64ZM99 208V207H98ZM113 208V207H112ZM124 208V207H123ZM131 208V207H130ZM180 208V207H179ZM57 209V210H56ZM78 209V208H77ZM101 209V208H100ZM135 209V208H134ZM54 210H56V211H54ZM73 210V209H72ZM79 210H80V208H79ZM85 210V209H84ZM86 210H88V209H86ZM90 210H95V208L94 209H90ZM110 210V209H109ZM182 210V209H181ZM187 210V209H186ZM63 210H61V212L60 213H58L57 214V218H58V215H59V218L58 219H53V217H51L55 222H53V220H49V222H47V223H49V224H47L48 226H49V228H53V229H51V231H50V229L49 228H47L46 226L44 227V228H46V229H44L45 231H43V234H42V236L44 235V232H45V234L47 233L46 232V230L49 232L48 234H50V233H52V235L50 234V236H51V238L52 237H55V236H58V237H56V239H58V242L59 243H57V241H55L56 239L54 238V245H55V247L53 246V244H52V242L50 243H48V241H47V247L49 246V245H51V246H53L52 247V249H50L51 248V246L49 247V248H47V251L50 253V255H51V253L52 254H57L56 256L57 257H59V258H63V254L61 255V254H59V250L62 248L61 247V244L62 243H60V242H63V244L64 245H66L65 243H67L68 241H66V242H64L65 241V239L64 238H66L67 239V237H65L64 236V234H66L67 236H69V238L71 237L70 235H72L73 234V231H76V233H77V231L78 232H82V231H79V229H77V228H81L83 225H82V223H84V222H86V220H84V222H82V221H80L81 222V224L79 225V227H77V225L79 224H75V222H77V221H79V220H77L78 218L76 217V218H73V216H72V214H74V216H75V214H77L78 213V211H75L74 210V212L75 213H73L72 211V213L70 212H68L69 210H67V211H63ZM104 211V210H103ZM41 214H40V213ZM68 212V213H67ZM113 212V211H112ZM123 212V211H122ZM185 212V211H184ZM36 213H38V214H40V216L41 215H43V216H41V218H40V216L38 215V214H36ZM66 213L69 215V218H71V219H67L68 218V215H66ZM80 213V212H79ZM93 213V212H92ZM101 213H103V212H101ZM199 213V212H198ZM64 214V215H63ZM38 215V216H37ZM44 215H45V218H44V220L42 219V217H44ZM88 215V213L86 214V216ZM106 215V214H105ZM118 215V214H117ZM126 215V214H125ZM63 216V217H62ZM77 216V215H76ZM98 216V215H97ZM102 216V215H101ZM47 217V218H46ZM65 217V219H63ZM67 217V218H66ZM80 217V216H79ZM83 217V216H82ZM89 217V216H88ZM94 217V216H93ZM96 217V216H95ZM111 217V216H110ZM35 218H37L36 219V222H38V224L36 225V227L33 225V227H32V229L33 230H31V226H29V225H32V223L31 222H33L34 223V221H35ZM56 218V217H55ZM92 218V217H91ZM98 218H99V216H98ZM107 218V217H106ZM59 219H61L62 221H60ZM66 219H67V221H68V223H63L64 222V220L66 221ZM75 221H74V220ZM97 219V218H96ZM34 220V221H33ZM38 220V221H37ZM73 220V221H72ZM91 219H89V221H90ZM107 220V219H106ZM105 220V221H106ZM122 220V219H121ZM126 220V219H125ZM95 221V220H94ZM104 221V220H103ZM115 221V220H114ZM58 222V223H57ZM76 225V226H74V224ZM109 222V221H108ZM42 223V225L44 226V224ZM61 223H63V225L65 226V225H68V227L66 226V227H64V226H61L62 224ZM35 224V223H34ZM45 224H46V220H45ZM51 224V225H50ZM59 224H61V225H59ZM85 224V223H84ZM96 224H97V222H96ZM105 224H107V223H105ZM109 224H110V222H109ZM137 224V223H136ZM70 225H72V226H70ZM82 225V226H81ZM104 225V224H103ZM139 225V224H138ZM165 225V224H164ZM81 226V227H80ZM107 226H109V225H107ZM117 226V225H116ZM173 226V225H172ZM23 228V227H27V230H28V227H30L29 228V230H31L32 232L34 231V230H38V228L39 227H41L40 229H39V231H35L32 235H36L37 236V238H35L34 239V236H33V239H34V241L32 240V235L30 236L29 234L31 233V231H29L30 233L28 234L29 235V237L30 238H28L29 240H32L31 241V243L28 241L27 242V233L28 232H26L27 230L25 229V228H21L22 230L21 231H19V230H17L16 228ZM74 227H77L76 229L77 230H75V229H73ZM104 227V226H103ZM110 227V226H109ZM141 227V226H140ZM165 227V226H164ZM35 228V229H34ZM98 228V227H97ZM111 228V227H110ZM113 228H114V226L111 228L112 229V232H113V234H114V230H113ZM117 228V227H116ZM142 228V227H141ZM73 229V230H72ZM82 229H84V227H82ZM100 228H98V230H99ZM104 229H106V228H104ZM111 229H109V231L111 230ZM119 229V228H118ZM161 229H163V228H161ZM14 230V231H13ZM26 230V231H25ZM81 230V229H80ZM97 229L95 230V229H88V231H91V232H89V233H91V235H94L95 233H96V231H98ZM103 232H102V234L104 233V230H103V228L101 229ZM107 230V229H106ZM168 230V229H167ZM59 231V232H58ZM60 231L61 232H64V234L62 235L61 233H60ZM118 231V230H117ZM116 231V232H117ZM122 232V230H119V232ZM127 231V230H126ZM136 231V230H135ZM56 232H57V234H56ZM83 232H85V231H83ZM108 232V231H107ZM116 232H115V234H116ZM119 232L117 233V234H119ZM172 232V231H171ZM181 232V231H180ZM37 233V234H36ZM59 233L61 234V235H59ZM85 233H87V232H85ZM100 233V232H99ZM158 233H159V230H158ZM177 233V232H176ZM175 233V234H176ZM182 233V232H181ZM41 234V233H40ZM39 234V236H41ZM48 234H46L47 235V237L49 236ZM101 234V236L103 237V235ZM121 234V233H120ZM123 234V233H122ZM165 234V233H164ZM55 235V236H54ZM74 235H75V233H74ZM97 235V233L95 234V236ZM99 235V234H98ZM110 235H112V234H110ZM143 235V234H142ZM173 235V234H172ZM179 235V234H178ZM1 236V235H0ZM4 236H2V238L4 237ZM8 236H9V238H8ZM11 236V237H10ZM41 236V237H42ZM45 236V235H44ZM43 236V237H44ZM61 236V237H60ZM73 236V235H72ZM109 236V235H108ZM107 236V237H108ZM116 236V235H115ZM114 235H113V237H115ZM154 236V235H153ZM170 236V235H169ZM174 236V235H173ZM62 237H64V238H62ZM74 237V236H73ZM133 237V236H132ZM159 237H161V236H159ZM257 237V236H256ZM50 238V237H49ZM49 238H47L46 240H49ZM50 238V239H51ZM59 238H60V241H59ZM64 240V241H62V239ZM68 238V239H69ZM151 238V237H150ZM162 238V237H161ZM10 239V240H11ZM43 239V238H42ZM45 239V238H44ZM67 239V240H68ZM95 239V238H94ZM116 239V238H115ZM118 239V238H117ZM124 239V238H123ZM126 239V238H125ZM261 239V238H260ZM4 240H5V238H4ZM26 240V242H27V244H25L26 242H23V241H25ZM13 241H12V243H13ZM123 241V240H122ZM134 241V240H133ZM155 241V240H154ZM17 242L19 243L20 242V244L23 242L24 244H18L17 245ZM157 242V241H156ZM177 242V241H176ZM251 242V241H250ZM13 243V245H15ZM28 243H30V244H28ZM57 245H56V244ZM155 243V242H154ZM249 243V242H248ZM35 244H33L34 246H35ZM45 243H44V241H43V243H41L39 246H38V248H40L41 249V245H43L44 247H46L45 245H44ZM49 244V245H48ZM62 244V245H63ZM95 244V243H94ZM93 244V245H94ZM117 244V243H116ZM32 245V248L33 249H35V248H37V247H35L34 248V246ZM63 245V247H65L64 249H63V251L66 249L67 250V246H64ZM122 245H124V244H122ZM126 245H127V243H126ZM125 245V246H126ZM156 245V244H155ZM162 245H163V243H162ZM42 246V247H43ZM95 246V245H94ZM118 246V245H117ZM121 246V245H120ZM119 246V247H120ZM163 246H165V245H163ZM240 246H242V244L240 245ZM259 246H261V245H259ZM26 248V247H25ZM24 248V249H25ZM29 248V250L30 249H32V248H30V247H28ZM27 248V249H28ZM127 248V247H126ZM165 248V247H164ZM130 250H132L131 248H129ZM134 249V248H133ZM148 249V248H147ZM42 250V249H41ZM142 250V249H141ZM166 250V249H165ZM228 250V249H227ZM43 251H46L45 250V248H44V250ZM61 251H62V249H61ZM62 251V253H64V254H66L65 252H63ZM68 251V250H67ZM128 251V250H127ZM140 251V250H139ZM154 251V250H153ZM169 251V250H168ZM230 251V250H229ZM239 251H241V250H239ZM132 252V251H131ZM144 252V251H143ZM146 252H147V250H146ZM146 252H144V253H146ZM233 252V251H232ZM237 252V251H236ZM61 253V252H60ZM132 253H134V252H132ZM131 253V254H132ZM154 253V252H153ZM161 253V252H160ZM163 253V252H162ZM1 254H2V252H1ZM33 254V253H32ZM58 254L61 256H58ZM140 254V253H139ZM143 254V253H142ZM155 254H157L156 252H155ZM155 254H154V256L153 257H155ZM168 254H169V252H168ZM234 254H236V253H234ZM238 254V253H237ZM236 254V255H237ZM240 254V253H239ZM4 255V254H3ZM129 255V254H128ZM137 256H138V253L136 254ZM141 255V254H140ZM170 255V254H169ZM188 255V254H187ZM241 255V254H240ZM243 255V254H242ZM47 256V255H46ZM55 256V255H54ZM135 256V255H134ZM142 256V255H141ZM151 256V257H152ZM158 256V255H157ZM1 257V256H0ZM5 257H7V255L5 256ZM29 257V256H28ZM27 256L25 257V258H27V260H25V262H27V263H24V264H41V263H43V264H63V262H65V260H62L61 261V259H59V258H56L55 257V259H53V258H50V257H52V256H50V257H45V255H43L42 254V256L41 255H35L33 258H28ZM64 257H66L67 259H68V257H67V255L66 256H64ZM136 257V256H135ZM135 257H133V258H135ZM143 257V256H142ZM147 257V256H146ZM145 257V258H146ZM65 258V259H66ZM137 258V257H136ZM140 258V260H142L143 258H141V257H139ZM139 258H138V260H139ZM145 258L143 259V261H146L145 260ZM148 258H150V255H149V257ZM148 258H146V259H148ZM236 258V257H235ZM64 259V258H63ZM66 259V262L64 263V264H66L67 262H69L68 260ZM158 259V258H157ZM160 259H161V257H160ZM168 259V258H167ZM229 259H230V257H229ZM135 260V259H134ZM137 260V261H138ZM153 260V259H152ZM103 261V260H102ZM143 261H141V262H143ZM150 261V260H149ZM157 262H158V260H156ZM163 260H161L160 262H162ZM24 262V261H23ZM23 262H21V263H23ZM154 262V261H153ZM148 263V262H147ZM156 263V262H155ZM134 264H135V261H134ZM138 264V263H137ZM140 264V263H139Z\"/></svg>",
  "mask_w": 264,
  "mask_h": 264
}]
</instances>
